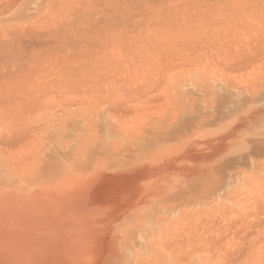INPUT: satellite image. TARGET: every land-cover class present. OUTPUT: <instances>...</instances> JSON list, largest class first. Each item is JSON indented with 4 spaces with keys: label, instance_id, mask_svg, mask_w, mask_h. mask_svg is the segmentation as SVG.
<instances>
[{
    "label": "rangeland",
    "instance_id": "1",
    "mask_svg": "<svg viewBox=\"0 0 264 264\" xmlns=\"http://www.w3.org/2000/svg\"><path fill=\"white\" fill-rule=\"evenodd\" d=\"M76 1L77 3L75 5ZM82 1L83 0H70V2L69 0L67 1L66 0H60V1L59 0H0V43L2 44V45L0 44V47L2 48V50L0 48V56H1L0 57V71L1 69L3 70V72L2 71L0 72L1 73L0 75L3 76V78H0L2 80V81L0 80V82L2 83V84L0 83V85L3 87L1 91L5 89L4 92L0 91V97L1 96L4 97L1 99L2 101L0 100V107L1 108L3 107V109L8 110V112L6 110L7 114L5 115V117H7V115H9L8 117L14 116L13 118L10 119V120L12 119L14 120L15 116L17 117V114H18V112L15 114V112L17 111L16 109H18V105L21 103L20 101L21 100L23 101V98H25L24 97L25 95L23 92H25L26 94L29 92L32 93L33 91L32 94L31 93L29 94L31 95V99L34 102H32L31 99L28 98L30 97L29 94H27L28 97L25 98L24 100L29 99V101L26 100L27 103L32 102L36 104L38 102L36 104L37 107L34 106L33 104L32 111L27 113L30 117L27 116L26 114L24 118L27 119V117H29L27 119L28 121L25 119L26 122L28 123L30 121L29 123H32V122L34 123L38 119V117H40L41 115L40 114L41 112L40 104H42L41 109H43L42 112L45 113L43 127L47 129V134L45 135V137H44V133H42L44 131L34 135V138L36 140L34 151L36 155L29 162H27L26 160V155H28L27 157H29L31 153L30 152L31 147L30 149L27 148L28 147L27 145L26 146L24 145L27 149L24 146L23 148L20 147V145L24 143L20 142V144L18 145L19 146L18 149L16 148L14 149L17 153L20 149V155L23 153V156H20L19 154H15L14 153L15 151L14 152L8 151V150L0 151V264H145V263L147 264L146 261H148V264L150 262H151L150 264H188V260H189V264L191 263L192 264H221V263L222 264L224 263H227V264H238V263L240 264L242 263L243 264L245 263L246 264H249V263L250 264H254V263L261 264L262 263L264 264L263 263L264 260L261 259L262 257L264 258V256H262L264 255V252L262 253L261 251L262 248L264 251V245H262L264 244L262 243L264 241V236H262L264 234L262 230V228L264 229V224H263L264 223V195H263L264 194V70H263L264 69V59L262 57L260 59V56L263 55L264 57V46H263L264 45L263 43L264 42V28H263L264 27V14H263L264 0H243L244 2H242V0H238V1L237 0H234V1L233 0L232 1L231 0H197V1L196 0H184V2L183 0H149V2L147 0H134V1L124 0L123 4H122V0H112V1L108 0L109 2L107 0H106L107 2H105V0L104 1L96 0L97 2L94 0L93 2L92 0H88V1L84 0L85 4L89 3V6L90 5L97 6V3L99 2L100 5L98 4L97 6L98 8L102 6V8L104 9L105 7L104 11H107V12H104L103 9L101 12L103 14V17H102L103 19L101 18L102 16V14L100 13L101 9L98 11L99 13L98 12L95 13L96 7L93 9L91 8L92 6L89 7L88 4L87 6L89 7V9L85 7L87 9L86 10L83 7V10L86 11V12L85 11L83 12V10L80 8L82 7L84 3V1L83 2ZM112 2H114V6L116 7V9L114 8V6H112ZM151 2H154V4ZM192 2H193V5H192ZM240 2H241V5H240ZM108 3H110V5L108 6L110 7L112 6L110 9L108 6H106V4ZM138 3H139V6H138ZM261 3L263 4L261 5ZM220 4H222L223 8L220 6ZM234 4L236 5L235 7H234ZM54 5H56L57 8L56 7L54 8ZM65 5H67L66 8H65ZM135 5L137 6L133 8V6ZM227 5L229 7H227ZM239 6L240 8H236ZM141 7H142V10H141ZM73 8H77V11L76 9L74 10ZM124 8L128 10L127 11L128 13H126V10ZM132 8L133 9L137 8V9H135V12H134ZM121 9H123L124 11L122 10L123 12H121ZM197 9H198V12H197ZM223 9L224 11H222ZM79 10L80 11L82 10L81 12H83V14ZM138 10H141V12ZM172 10H175V11L177 10L180 12L178 13L176 11L177 13H174V11ZM242 10H245L248 13V15L245 11L243 12ZM17 11L21 13L22 19L24 18L22 22L15 21L13 17V13ZM163 11L165 13L166 12L168 13L164 14ZM76 12H78L79 15L77 13L74 16V13ZM181 12L183 14L184 12H186V16L185 14L183 15ZM109 13H112L110 14L111 16L108 15ZM69 14L71 15V17L72 16L73 17L71 18ZM96 14L98 15L100 19L96 16ZM188 14L190 17L187 16ZM77 15H78V18H77ZM86 15L88 19L91 20V22L89 20L90 22L89 24L92 23L91 26L88 24ZM119 15H122L123 17ZM117 16H118V19H117ZM126 16H130V17H126ZM164 16H166V18L168 17V19H166ZM184 16L186 18H184ZM227 16L228 17L230 16V17L227 18ZM61 17L65 19L66 22L64 20H63L64 22H62ZM79 17L82 19V21ZM119 17L122 18L123 21L119 19ZM176 17L178 21H181L182 23L180 22L179 24V22L176 21L177 20ZM225 17L227 21H225ZM169 18H172V19L169 20ZM44 19L47 21L50 19L51 20L48 22L47 21L45 22ZM112 19L115 23L113 21H110ZM148 19L149 21H147ZM195 19L196 20L198 19V20L196 21ZM71 20L74 22L75 21L77 22L78 20L80 21H78V23L76 22L74 23ZM173 20H174V23L176 22L177 25L173 23ZM192 20L195 22H193ZM205 20H206V23H204ZM244 20L245 21L248 20V22L247 21L245 22ZM41 21H43L42 23L43 26L41 25L42 28L40 26V29L43 30V32L39 28H38L39 30L37 31L32 30V32L33 31L34 33L36 32L35 34L31 32L32 35L31 34L28 35V33L25 32L28 35V36L26 35L27 37L24 36L25 35L24 32L22 33V36L20 35L18 36V34L16 35L17 31H19V34H21V32L17 28L13 29L15 26H19L18 23H20V25L23 23V27L26 28V26L29 27V25L37 24ZM95 21H96V25L94 23ZM108 21L111 23H109ZM170 21H172V23ZM100 22L103 23V26H101L102 23ZM47 23L52 24V25L54 23V25L53 26L51 25L52 27L51 26L49 27V24L47 26ZM65 23L67 24V26H65L66 25ZM82 23H85V24L83 25ZM44 24L46 25V28L49 27L53 30L52 32L53 36L50 33L52 31L51 29L49 28L48 30H46V28L44 29ZM74 24L76 27L74 26ZM78 24H82V25H78ZM86 24L89 25L87 26L88 29H86L87 27H85ZM112 24H114L116 27H114V25ZM203 24L204 26L205 25L206 26L204 27ZM97 25L99 29L97 28ZM110 25L112 26L110 27ZM173 25H175V27ZM182 25L183 27H185L186 30L183 27H181ZM56 26H59V27L61 26L60 28L61 31L59 30V27L57 29ZM68 26L71 29L72 33L74 34V37L70 29L68 28ZM104 26L106 29L109 28L107 29L108 30L107 32H106V29L102 30ZM66 27L69 30V32L68 30H66ZM80 27H85V28H80ZM92 27H94V29ZM146 27H147V30H146ZM168 27H170V29ZM258 27H259V30H257ZM53 28H56V29H53ZM122 28L124 29L123 33H122ZM132 28L134 30H132ZM5 29L9 31L10 34ZM242 29L243 30L246 29L244 30L245 33ZM76 30L77 32H75ZM99 30L101 33L99 32ZM153 30L154 31L157 30V31L154 32ZM182 30L184 31L182 32ZM232 30L235 32L233 33ZM38 31L42 32V34L40 33L42 36H38L39 35ZM44 31L45 33L48 31L47 32L48 34L46 33L47 34L46 36L44 34ZM88 31H90L89 35H87ZM246 31H247V34H246ZM66 32L71 35L69 36V34H66ZM157 32L158 34H156ZM125 33L129 34V36ZM11 34H12V37H11ZM13 34L18 36L17 40L15 41L14 39L13 41H11L14 36ZM57 34H60V35H57ZM122 34L126 35V38H124V35ZM96 35L98 39H96L97 38ZM150 35L152 36L150 37ZM204 35H205V38H203ZM48 36H50V39H48L49 38ZM55 36H56L57 41L54 40L55 41L54 42L51 39L54 38ZM75 36H76V39H75ZM142 36L145 38H143ZM22 37L23 39L21 42ZM66 37L68 38V40ZM132 37L133 39H130ZM200 37L202 39H200L199 41ZM241 37H242V41L240 40ZM14 38L16 39V37ZM71 38L74 40H72ZM89 38H90V41L93 43V46H92V43L89 41ZM112 38L115 39L114 43L117 41V38L119 39V41L113 44ZM121 38L122 39L124 38V39L122 40ZM142 38L144 39V42H146L147 45H145V43L142 44L143 42ZM99 39L102 40L103 43L102 41L100 42ZM179 39H180V43L178 41ZM218 39H220L222 42ZM256 39L258 40L256 41ZM42 40H43V43H42ZM58 40H59V44H58ZM62 40L64 41V43H62L63 42ZM71 40L73 43L71 42ZM109 40L112 41V43ZM131 40L134 42H132ZM160 40L162 41L159 42ZM205 40H206V44H205ZM16 41L18 45L15 44ZM65 41H69V42H65ZM107 41L113 44V46L108 45L109 43ZM181 41L184 43H182ZM245 41L246 43H244ZM250 41L251 43H253V46L251 43H249ZM13 42L16 45V47L14 46ZM44 42H48V44ZM52 42L54 44H52ZM89 42L90 44H88ZM96 42H97V45H94L96 44ZM128 42H131V43H128ZM49 43L52 45H50ZM4 44H7L8 47H11L10 52L14 51L15 56H16L15 51H17L16 50L17 48H18L17 53H19V50L24 51L26 54L24 55V57L28 55L31 56L32 52L34 53L36 50H38L36 52H39L42 48L43 50H46L44 48L46 45H47V48H48V45L53 48L56 45H58L59 47L58 49H56L57 48L56 46L55 50L53 51H52V48L50 49L51 53L55 52L54 54L53 53L51 54V57L53 56V58L54 57L56 58V59L52 58V61L54 60V62L48 59V57L50 58L49 56L50 54L48 55L46 54L47 56H44V58L46 59L43 58L42 63L43 62L44 63L43 65L40 64L42 68L39 69V71L40 70L42 71L44 69L43 67L46 68V70L44 69L42 71L43 75L41 74V71H40V74H38L39 71L34 70L35 74L37 72L38 75L35 78L34 77L30 78L31 74L23 75L25 77H22V74H18V72L16 73L17 70L12 69V67H10V70L12 69L11 72L10 71L7 72L9 70V67L7 68L9 64L6 65L7 63L5 60L8 58H11V57H8V55H10L11 53L9 54L8 52L9 49L8 50L6 49L8 48L6 45L5 47H2L4 46ZM32 44H34L35 47L34 46L31 47ZM70 44H74V45L76 44V46L79 45L84 48L81 49V47L79 46L76 47L74 45H71V49H69ZM140 44H142V47ZM148 44L152 46H149L148 48ZM174 44L175 45L177 44L176 47ZM185 44H187V46ZM196 44L198 46H196ZM201 44H204V45H201ZM250 44H251V47H250ZM22 45L24 46L22 47ZM135 45L137 47H135ZM170 45L173 47H170ZM99 46L102 48V50L100 49ZM200 46L203 48H206V50L203 48H200ZM241 46H243L247 50H242L243 47ZM39 47L40 48L42 47V48L39 50ZM94 47H95V50H93ZM103 47L105 48L103 49ZM120 47L121 48L124 47L125 49L124 48L121 49ZM130 47L135 50L137 48L138 52L136 51L134 52V54L131 55L130 54L131 51L133 53V51L135 50L128 49ZM195 47H196V50H195ZM252 47H255V48L257 47L256 48L257 50L254 48L255 49L254 51ZM62 48H64L65 50L63 49L64 50L63 51ZM109 48H111L113 51H111V49ZM119 48L121 50H118ZM116 49H117L116 51L117 55L114 54L115 52L114 50ZM141 49L143 50L141 51ZM165 49L167 50V52ZM239 49L241 51H239ZM47 50H46V53L47 52L50 53V50L48 51ZM76 50L81 51V52H77ZM91 50H93L94 52ZM179 50H181V52ZM83 51H85L84 52L85 55H83L82 53ZM99 51L102 54V56H100L101 54H99ZM144 51L147 53V55L146 53H144ZM243 51L244 52L249 51L250 53L249 52L248 53L251 56V58L249 57L248 53L244 54ZM42 52H45V51H42ZM69 52H72L73 54ZM106 52L108 54H104ZM119 52H125L128 55L130 54L131 57L130 56L126 57L125 60L123 61L126 54L120 53L121 54L120 56V54H118ZM219 52L221 53L224 52L223 53L224 55ZM5 53L8 58L2 59L3 56L6 57ZM20 53L21 54L19 55H21L22 57L23 54L22 52ZM58 53L63 54V55H58ZM170 53H171V56H170ZM236 53L243 57L245 55H248L247 57H249L250 59L253 58L251 60L252 62L246 56H245L246 58L244 57L245 58L244 60V58L242 59V57H240ZM253 53H258V54L254 55ZM137 54L138 55L140 54L139 55L140 59L142 57L143 58L139 60L138 58L139 56ZM234 54L236 55L235 57H234ZM77 55L78 56L80 55V56L78 57ZM103 55L104 56L106 55L105 58ZM59 56H62V57H59ZM74 56H76V58ZM82 56L83 57L85 56L84 60L81 59ZM112 56L114 57L112 58ZM167 56L170 59H172V61ZM185 56L188 57L189 59L186 58ZM221 56L224 59L221 58ZM86 57L89 60H87ZM133 57L136 58L135 59L136 61L134 60ZM144 57L152 59V60L148 59V61H146L147 62L146 64L145 62L146 59ZM63 58L64 59L66 58V59L64 60ZM159 58H161L162 60L161 59L159 60ZM194 58H196L198 63L200 60L201 62L199 63L200 65L197 63V61ZM228 58H230V62ZM93 59L94 60L97 59L96 62ZM186 59L188 60V62L190 60L191 64L193 63L192 66L190 63L188 64ZM246 59L247 61H249L248 63ZM61 60L65 61L63 62V65L66 64V66H63L61 64L62 63ZM67 60L69 63H67ZM90 60L92 62H90ZM104 60L107 64L104 62ZM56 61L57 62L60 61L61 63L59 62L60 63L59 64ZM73 61H76V62H73ZM100 61L103 62L104 66L101 64L102 62ZM113 61L115 62L112 63ZM121 61L122 63H119ZM126 61H128L129 63ZM132 61H135V62H132ZM261 61H263V63ZM99 62L101 66L98 65ZM149 62L150 64L148 65ZM233 62L234 64H232ZM89 63L91 65H89ZM228 63L229 65H226ZM3 64L6 66L4 67ZM81 64L84 65L85 68L82 67ZM129 64L131 66H129ZM248 64L250 65L248 66ZM73 65L76 68L73 69ZM78 65L81 67H78ZM87 65H89L90 67ZM117 65L118 66L121 65V67L125 66V68L123 67L120 70V66L117 67ZM141 65L142 66L146 65V67L143 69L144 66L142 67ZM176 65L178 68L176 67ZM232 65L233 67L230 68ZM235 65L236 66L239 65V66L236 67ZM257 65H258V68L256 67ZM55 66L58 70L60 69L59 70L60 76L62 75L64 77L65 75H67L66 73L73 72L70 74L68 73L67 75V78L69 79L68 81H67V78H65L66 76L64 77L63 82H62L63 85H61L62 78L58 75L61 79L60 81V79L56 75L57 71L53 72V70H56ZM86 66L89 68L92 67L94 69H97V70H93V71H96L95 72L96 74L92 73V71L89 72L90 75L92 74L91 77L93 79H91L89 74L88 75L90 79L88 78V76L85 75L86 72L88 71V69H86L87 68ZM102 66L106 68V72H108L107 70L109 68L111 69L112 67L111 70L109 69L110 72H108L110 76H111V72L113 73L111 78L108 76L109 74H106V72L104 71L105 69ZM135 66L136 68L139 67L138 71H136L137 69L135 68ZM227 66L229 68V69L227 68L228 70L225 68ZM60 67H63V68L65 67V71H63V68H60ZM100 67L102 68L99 69ZM155 67L158 69L156 70ZM245 67L247 68V70H245L246 69ZM253 67L256 69L255 70L256 73ZM77 69H80L81 71L80 70L77 71ZM113 69L115 70V72L113 71ZM117 69L119 70L117 71ZM129 69H134V70L132 71ZM250 69L251 71H249ZM13 70H14L13 73L15 74H14V78L11 77V79L12 80L18 79L19 78V76H17L18 74L20 75V78L22 77L21 78L22 80L24 79L23 82H21L20 78L18 79L19 81L16 80V82L15 80L14 81L10 80L9 77L13 75L11 74ZM74 70L76 74L74 73ZM100 70L101 72H99L100 73L99 74L98 71ZM154 70L156 71V73ZM241 70H243L242 73H244L245 76L244 74L241 73ZM34 71L32 73H34ZM102 72H105L104 74L107 75L108 77L105 76L106 78H104L102 76L103 75ZM139 72H140V75H139ZM5 73L6 74L9 73L11 75L7 77ZM52 73H53V77H52ZM81 73L82 74L85 73V74L82 75ZM157 73L160 75V77ZM48 74H49V77H47ZM54 74L56 77L54 76ZM127 74L129 75L126 76ZM240 74H242L243 76H241ZM15 75L17 78H15ZM70 75L73 77L72 79ZM76 75L78 76V78L79 76L81 78V75H82L81 80H79L76 77ZM95 75L97 77V81L95 80L96 78L94 79ZM99 75H101L103 78ZM144 75H147L149 77H144ZM125 76L126 78H123ZM153 76H154V79H153ZM237 76L238 77L240 76L241 78H238ZM26 77L31 80L32 79H34L35 81L38 80L39 83L37 81L36 82L34 81V83L36 84H41L43 83V81L45 82L39 86L38 85L36 86L33 84V80L32 82L28 81V79L25 81ZM43 77L46 78V80H44ZM167 77L169 78L171 82H169L168 90L164 91L165 90L164 87L166 88L167 86L165 85ZM47 78L49 79L52 78V79L48 80ZM85 78L89 79L91 83L92 81L94 83L97 82V84L95 83V86L89 85L90 88L87 87L88 89L94 88L95 91L93 90V92H90L92 89L88 90L85 87V86H88L86 85L87 82L85 83V81H87L85 80ZM115 78L117 81H120V82H117ZM71 80L73 82L75 81V83L71 82ZM5 81H8V83ZM10 81H12L13 84L9 83ZM55 81L56 83H54ZM69 81L73 84H71ZM78 81H80L79 83H82V84L77 85ZM17 82L19 83V86L15 87V85H18V84H14V83H17ZM106 82L109 83L108 86L110 88L107 86ZM5 83L7 85H5ZM21 83L22 84L24 83V85L26 84L25 88L28 89L27 92L25 91L26 89L22 87ZM30 83H32L33 85ZM68 83L70 84V87L68 86ZM100 83H102L101 84L102 86L100 85ZM144 83H147V84H144ZM83 84H84L83 88H85V90L82 88ZM27 85L29 86V88H27ZM31 85L34 86L33 89ZM52 85L55 87L59 85L61 86V88L58 86L55 89V87H53ZM71 85L76 86L77 89L79 86L80 87L79 89L81 91H79V89L78 91L75 90L74 86H71ZM43 86L45 87L44 89H43ZM64 86L66 87V89ZM138 86H139V89L140 88L141 89L143 88V89L139 91ZM17 87L19 88L21 87L20 89L24 88L22 89L24 91L22 90L16 91ZM41 87L42 89H39ZM122 87H123V91H122ZM63 88L64 90H62ZM124 88L127 91L126 93H125ZM131 88L132 89L137 88L138 90L133 89L134 92L129 94L128 91L132 92L133 90L131 91L127 89H131ZM60 89L62 92L60 91ZM151 89H152L151 91L152 93L150 92ZM36 90L38 91L35 92ZM53 90L55 91L58 90V91L54 92ZM68 90L71 92V94H73V98H71L72 95H70ZM74 90L75 92H77L75 93L76 95H78L77 98H74L76 97V95L74 94ZM86 90L90 92L89 95L95 92L94 93L95 96L93 97V95H91L93 98L88 97L90 98L88 100L87 98L88 95H86L88 92ZM136 90L139 92V94L138 92H136ZM143 90L145 91V93H143L144 92ZM7 91L11 93L8 94ZM44 91L45 93L47 92L46 95L43 94ZM63 91H65L66 94L63 93ZM85 91L86 93H84ZM18 92H21L23 96L22 95L20 96V93ZM119 92L123 93V95L128 93V95L122 96V94L120 93V96H119ZM37 93H40V94H37ZM54 93L56 96L54 95ZM136 93L138 95H135ZM163 93L165 94V97ZM12 94H14L15 97ZM144 94H146V96ZM18 95L20 96V98ZM35 95L37 96V99ZM44 95L45 96L48 95L47 98ZM63 95H66L68 100H65L66 99V96H65L64 101H61L63 100V97H64ZM139 95H140V98L137 97ZM142 95L146 101L144 100V98L142 99L141 97ZM6 96H7V99L5 98ZM43 96H44V99L42 98ZM59 96H62V98H60ZM68 96H70V98ZM82 96L84 97V99L87 98V100L86 99L85 100L88 102L84 100L87 104L83 101ZM40 97L42 99H40ZM107 97L109 100L107 99ZM119 97H122L120 98L122 101H125V99L127 98V101H125V103L123 102L124 104L121 105L122 101L119 99ZM152 97L154 99L153 100L154 103H155V99L157 101V97H158L157 102H160L158 104L156 103L158 107L162 103H164V106L162 105L163 107L160 108L161 111L156 110L158 109L156 104H154V106L151 105V103L153 102H151L152 99L150 98ZM8 98H10L9 99L10 101L8 100ZM13 98L17 99V101L14 100ZM53 98H56V99H53ZM78 98H81V99L79 100ZM117 98H118V102H117ZM11 99H13V101H11ZM48 99L51 102H47ZM69 99L71 100L69 101ZM72 99L73 100L75 99V100L73 101ZM103 99L104 101L102 102ZM114 99H116L115 102H114ZM130 99L132 100L131 102L129 101ZM134 99L135 101H133ZM160 99L161 101H159ZM18 100H20L19 104L15 103V101L18 102ZM81 100L87 106L90 107V110L86 109L85 106H82L83 102ZM5 101L7 104H8L7 101H9V104L7 105ZM60 101L63 102V104ZM79 101H81L82 103ZM119 101L121 102L120 103L121 108H118V110H112L113 108L115 109V106L119 103ZM147 101L151 102V103L150 102L148 103V105L150 104L151 107L147 106ZM71 102H75V103H71ZM98 102L99 104L100 103L101 104L99 105ZM136 102H138L137 103L138 107L136 106ZM145 102H146L147 107H145ZM14 103L17 107H12L13 109L12 111L11 105L14 106ZM50 103H52L51 105L53 106L51 107V109H50L51 105H48ZM78 103H80V105ZM142 104L144 105L145 108H140L141 106H143ZM118 105L116 107H120ZM125 105L126 106L128 105L127 107L129 109L130 107L133 109H130V110L128 109L127 111V107H126L124 110L122 106L125 107ZM34 108H36L37 110ZM134 108L136 109L140 108L139 112L141 110L143 114L139 113L136 110L135 112H138V114H136L138 118L141 116L144 120L143 119L138 120L136 115L133 114V112L131 113V111H134ZM151 108L152 109L154 108V109L152 110ZM3 109L0 111V116H1L0 121L5 120L4 122L5 125L2 126L0 124V136L5 135V133L9 131V128L11 127L10 124H12L11 122L13 121V120L11 122L7 121L9 120V118L4 119L5 117H3L2 115L4 114L5 110ZM145 109L148 112L144 111ZM112 111H116L115 113L118 115H116ZM121 111H125V112L120 113ZM29 113L30 114L32 113V115H30ZM126 113L127 114L130 113L131 114V115L129 114L130 117L126 116ZM132 115L135 116L136 118L133 117ZM30 118L31 119L33 118V119L31 120ZM133 118H135L136 121ZM14 128L15 127L12 124V130ZM22 138H25L23 141L26 140V137H22ZM51 142L52 143L55 142V143L52 144ZM49 143L51 144L49 145ZM21 148L24 150H22ZM25 152L27 153L26 155L24 154ZM17 158H19V160H17ZM259 160H261V163H262L260 166L245 169L244 170L245 172L243 173L238 171V170H241L238 162L251 161L253 163L255 162L257 163ZM17 170H19L18 171L19 174ZM15 172H17L18 175ZM253 195H255V197ZM257 202H259V204ZM255 205L257 206L261 205L260 207L258 206L259 211H257L254 208V207L257 208V206ZM252 207L253 209L251 210ZM259 208L261 209V211ZM199 210L202 212L199 213ZM253 210H254V213H253ZM184 211L187 214H185ZM190 212L193 215L189 214ZM248 215H251V216L248 217ZM236 217H239V221L237 220L238 218ZM212 218L213 219L215 218V221ZM216 218L222 219V222L221 220L219 221V219L216 220ZM211 219L213 221H211ZM229 219L232 221H227ZM257 219H262V220L260 221ZM253 220L255 221L254 224H252ZM256 220L259 222V224L260 222L263 221L260 224L261 228L256 226L258 223L256 222ZM219 222H221L223 225L224 223L225 224L228 223V224L224 225V228H223V225L221 223L219 227ZM240 222L243 225L240 226L241 224ZM248 222H250L249 226H248ZM233 227L234 229H232ZM242 227H244L243 230H242ZM217 228L220 229L221 231L218 230ZM258 228L261 231L258 230ZM209 229L212 231L209 232L208 231ZM236 229L238 230L237 232H236ZM251 229L253 230V232L255 230L256 234L253 233ZM216 230L218 232H216ZM230 230L231 231L235 230V232L237 233V237H236V233L233 231L229 235L227 232H230ZM250 230L251 232H249ZM191 231L193 234L190 233ZM213 232L214 234L211 235ZM200 233H202L205 236L203 237L206 238L208 241L206 239L201 240V238L203 237H199L200 235L202 236V234ZM251 233L257 236L254 235L255 236L254 237L252 236ZM206 234L210 236H207ZM249 234H251V238ZM246 235L249 237V239L248 237H246ZM208 237H210V239ZM213 237L215 239L218 238L219 239L218 242L222 241V243L217 242L218 243L217 244L216 241L218 239L216 240L212 239ZM234 237H235V241L233 240ZM238 237H240V239ZM261 237H263V241H261L262 240ZM222 238L224 239V241L222 240ZM242 238H244V240H242ZM253 238H255L258 242H256V240H253ZM245 239L246 241L248 240L247 242L249 243H247ZM176 240H177V243H176ZM240 240L244 242H240ZM192 241L195 242L196 244L193 243ZM205 241H207L208 243H206ZM214 241L216 245L214 244ZM164 242H165V245L167 243L168 244L164 246L163 245ZM189 242H192V243L190 244ZM204 242L209 245L212 244V246L210 247L213 248L214 250L210 249L209 245L207 246L206 244H204ZM210 242H213V243L210 244ZM223 242H226V243H223ZM237 242L242 245L240 246L241 248H243V251L239 246H237ZM200 243L204 245H201ZM243 243H246V244H243ZM254 243L258 247V248L255 247V251L253 250V246H255ZM258 243L260 246L258 245ZM180 244L181 246H179ZM235 244L236 246H234ZM250 244L253 246H250ZM175 245L178 247V250L181 253L178 252L177 247ZM244 245H245V248H244ZM182 246L183 247L185 246L184 249ZM202 246L203 248H201ZM204 246H206L207 248H205ZM218 246L221 249H219ZM166 247L174 252H171ZM198 247L200 248L198 249ZM226 247L227 248L231 247V248L227 249ZM247 247L248 249H246ZM199 250L200 251L203 250V251L200 252ZM209 250L211 251L209 252ZM226 250L230 252V256L228 255L229 252H227ZM169 251L172 253V255L176 253L174 257L171 255ZM215 251H217L216 254L214 253ZM245 252H247L245 254L246 256L242 255V253L244 254ZM258 252L259 254H261L262 257H260V255L257 256ZM184 253H186L185 254L186 256L184 255ZM226 253H227L228 258L226 257ZM177 254L179 257L176 256ZM179 254H182V255L180 256ZM231 254H232V257H231ZM236 255L237 256L239 255L238 259H236L237 257ZM240 255H241V258H240ZM250 255H251V258H250ZM184 256L186 257L187 260H185ZM224 256L226 259H224ZM231 259L233 260V263ZM251 259H256L257 261L259 260L260 261L257 263V261L254 262V260H251Z\"/></svg>",
    "mask_w": 264,
    "mask_h": 264
},
{
    "label": "bare ground",
    "instance_id": "2",
    "mask_svg": "<svg viewBox=\"0 0 264 264\" xmlns=\"http://www.w3.org/2000/svg\"><path fill=\"white\" fill-rule=\"evenodd\" d=\"M59 1H60V0H59ZM66 1H67V0H66ZM83 1H84V0H83ZM83 1H82V2H83ZM87 1H88V0H87ZM94 1H96V0H94ZM103 1H104V0H103ZM107 1H108V0H107ZM107 1L105 0V2H107ZM111 1H112V0H111ZM123 1H124V0H122V4H123ZM132 1H134V0H132ZM147 1L149 2V0H147ZM196 1H197V0H196ZM231 1H232V0H231ZM233 1H234V0H233ZM237 1H238V0H237ZM69 2H70V0H69ZM73 2H74V1H73ZM79 2H81V1H79ZM79 2H78V3H79ZM92 2H93V0H92ZM96 2H97V1H96ZM96 2H95V3H96ZM108 2H109V1H108ZM115 2H116V1H115ZM118 2H120V1H118ZM129 2H130V1H129ZM144 2H145V1H144ZM154 2H155V1H154ZM154 2H151V3L154 4ZM171 2H172V1H171ZM183 2H184V0H183ZM183 2H182V3H183ZM190 2H191V1H190ZM228 2H229V1H228ZM228 2H227V3H228ZM242 2H244V1L242 0ZM260 2H261V1H260ZM76 3H77V1L75 2V5H76ZM161 3H162V2H161ZM165 3H166V2H165ZM232 3H233V2H232ZM236 3H237V2H236ZM72 4H73V3H72ZM87 4H88V6H89V3H86V4H85V1H84L82 7H80V8L83 10V7H84V8L87 7V9H89V7L92 6V5H90V6L88 7ZM98 4H99V2L97 3V6H98ZM126 4H127V3H126ZM131 4H133V3H131ZM197 4H198V2H197ZM244 4H246V3H244ZM262 4H263V3H261V5H262ZM84 5H86V6H84ZM99 5H100V4H99ZM102 5H103V4H102ZM108 5H110V3L106 4V6H108ZM127 5H128V4H127ZM140 5H141V4H140ZM192 5H193V2H192ZM195 5H196V4H195ZM232 5H233V4H232ZM240 5H241V2H240ZM258 5H259V4H258ZM66 6H67V5H65V8H66ZM73 6H74V5H73ZM93 6H94V7H93ZM93 6L91 7V8H93V9L96 7V9H95V13L98 12L100 9H101L100 13L102 12V9H103L102 6H101L100 8H98V7L95 6V5H93ZM112 6H114V2H112ZM112 6H111V7H112ZM129 6H130V4H129ZM136 6H137V5L133 6V8L136 7ZM138 6H139V3H138ZM163 6H164V5H163ZM220 6L223 8L222 4H220ZM230 6H231V4H230ZM235 6H236V5L234 4V7H235ZM242 6H244V5H242ZM248 6H249V5H248ZM29 7H30V6H29ZM55 7H56V5H54V8H55ZM76 7H77V6H76ZM108 7H109V9L111 8L110 6H108ZM142 7H143V6H142ZM142 7H141V10H142ZM150 7H151V6H150ZM217 7H218V6H217ZM225 7H226V6H225ZM227 7H229V6L227 5ZM232 7H233V6H232ZM263 7H264V5H263ZM56 8H57V7H56ZM106 8H107V7H106ZM114 8L116 9L115 6H114ZM122 8H123V7H122ZM127 8H128V6H127ZM133 8H132V9H133ZM137 8H138V7H137ZM137 8H135V9H137ZM180 8H181V6H180ZM236 8H240V6H239V7H236ZM253 8H254V7H253ZM253 8H252V9H253ZM258 8H259V7H258ZM11 9H12V8H11ZM73 9H74V10L76 9V11H77V8H73ZM78 9H79V8H78ZM85 9H86V8H85ZM87 9H86V10H87ZM97 9H98V10H97ZM104 9H105V7H104ZM104 9H103V11H104ZM112 9H113V8H112ZM118 9H119V8H118ZM124 9H125V8H124ZM135 9H133L134 12H135ZM143 9H144V8H143ZM146 9H147V8H146ZM154 9H155V8H154ZM161 9H162V8H161ZM172 9H173V8H172ZM188 9H189V8H188ZM188 9H187V10H188ZM220 9H221V8H220ZM262 9H263V8H262ZM56 10H57V9H56ZM82 10H81V11H82ZM90 10H92V9H90ZM96 10H97V11H96ZM122 10H123V9H121V12L124 11V10H123V11H122ZM125 10H126V13H128V12H127L128 10H127V9H125ZM129 10H130V9H129ZM141 10H138V11L141 12ZM144 10H145V9H144ZM144 10H143V11H144ZM163 10H164V9H163ZM177 10H178V8H177ZM177 10H176V11H177ZM189 10H190V9H189ZM256 10H257V9H256ZM259 10H260V9H259ZM61 11H62V10H61ZM79 11H80V10H79ZM81 11H80V12H81ZM84 11H85V10H83V12H84ZM92 11H94V10H92ZM146 11H147V10H146ZM154 11H155V10H154ZM157 11H158V9H157ZM159 11H160V10H159ZM167 11H168V10H167ZM172 11H174V13H177V12L179 13V12H180V11H177V12H176L175 10H172ZM202 11H203V10H202ZM215 11H216V10H215ZM220 11H221V10H220ZM222 11H224V9H223ZM236 11H237V9H236ZM242 11L244 12L245 10H242ZM252 11H253V10H252ZM261 11H262V10H261ZM56 12H57V11H56ZM73 12H74V11H73ZM83 12H81V13L83 14ZM85 12H86V11H85ZM90 12H91V11H90ZM104 12H107V11H104ZM104 12H103V13H104ZM110 12H111V11H110ZM118 12H120V11H118ZM129 12H130V11H129ZM155 12H156V11H155ZM163 12H164V11H163ZM186 12H187V11H186ZM186 12H184L185 16H186ZM191 12H192V11H191ZM197 12H198V9H197ZM217 12H218V11H217ZM245 12H246V11H245ZM257 12H259V11H257ZM59 13H60V12H59ZM70 13H71V12H70ZM77 13H78V12L74 13V16H75ZM98 13H99V12H98ZM98 13H97V14H98ZM147 13H149V12H147ZM151 13H152V12H151ZM166 13H168V12H166ZM166 13L164 12V14H166ZM170 13H171V11H170ZM181 13H182V12H181ZM181 13H180V14H181ZM237 13H238V12H237ZM246 13H247V12H246ZM25 14H26V13H25ZM27 14H28V13H27ZM97 14H96V16L98 17ZM101 14H102V13H101ZM101 14H100V15H101ZM104 14H105V13H104ZM110 14H112V13H109L108 15L111 16ZM113 14H114V13H113ZM129 14H130V13H129ZM138 14H139V13H138ZM159 14H160V13H159ZM162 14H163V13H162ZM172 14H173V13H172ZM180 14H179V15H180ZM182 14H183V13H182ZM184 14H183V15H184ZM194 14H195V13H194ZM197 14H198V13H197ZM201 14H202V13H201ZM218 14H219V13H218ZM232 14H233V13H232ZM253 14H254V13H253ZM263 14H264V12H263ZM4 15H5V14H4ZM61 15H62V14H61ZM69 15H70V14H69ZM78 15H79V13H78ZM78 15H77V18H78ZM106 15H107V14H106ZM115 15H116V14H115ZM127 15H128V14H127ZM136 15H137V14H136ZM140 15H141V14H140ZM191 15H192V14H191ZM247 15H248V13H247ZM254 15H255V14H254ZM258 15H259V14H258ZM258 15H257V16H258ZM81 16H82V15H81ZM90 16H91V14H90ZM92 16H93V15H92ZM119 16H122V15H119ZM130 16H131V15H130ZM130 16H126V17H130ZM133 16H134V15H133ZM137 16H138V15H137ZM142 16H143V15H142ZM170 16H171V15H170ZM176 16H177V14H176ZM185 16H184V18H186ZM187 16H189V14H188ZM203 16H204V14H203ZM230 16H231V15H230ZM230 16H229V17H230ZM243 16H244V15H243ZM1 17H2V16H1ZM13 17H14L15 21H18V22H22L23 19H24V18L22 19V17H21V13L18 12V11L13 13ZM45 17H46V16H45ZM65 17H66V16H65ZM70 17H71V15H70ZM72 17H73V16H72ZM72 17H71V18H72ZM86 17H87V15H86ZM94 17H95V16H94ZM102 17H103V14H102L101 18H102ZM122 17H123V16H122ZM135 17H136V16H135ZM143 17H144V16H143ZM146 17H147V16H146ZM151 17H152V16H151ZM154 17H155V16H154ZM160 17H161V16H160ZM164 17L166 18V16H164ZM189 17H190V16H189ZM195 17H196V16H195ZM200 17H201V16H200ZM200 17H199V18H200ZM229 17L227 16V18H229ZM246 17H247V16H246ZM246 17H245V18H246ZM253 17H255V16H253ZM11 18H12V17H11ZM61 18H62V17H61ZM67 18H68V17H67ZM77 18H75V19H77ZM79 18H80V17H79ZM90 18H92V17H90ZM95 18H96V17H95ZM98 18H99V17H98ZM98 18H97V19H98ZM144 18H145V17H144ZM147 18H148V17H147ZM197 18H198V16H197ZM208 18H209V17H208ZM220 18H221V16H220ZM241 18H242V17H241ZM249 18H250V17H249ZM259 18H261V17H259ZM259 18H258V19H259ZM9 19H10V18H9ZM46 19H47V18H46ZM80 19H81V18H80ZM93 19H94V18H93ZM93 19H92V20H93ZM99 19H100V18H99ZM102 19H103V18H102ZM104 19H105V18H104ZM106 19H107V17H106ZM106 19H105V20H106ZM117 19H118V16H117ZM119 19L122 20V18H120V17H119ZM123 19H124V18H123ZM126 19H127V18H126ZM126 19H125V20H126ZM129 19H131V18H129ZM134 19H135V18H134ZM138 19H139V18H138ZM145 19H146V18H145ZM154 19H156V18H154ZM166 19H168V17H167ZM170 19H172V18H169V20H170ZM176 19H177V17H176ZM176 19H175V20H176ZM202 19H203V17H202ZM218 19H219V18H218ZM250 19H251V18H250ZM44 20H45V19H44ZM50 20H51V19H50ZM50 20H48V21H50ZM63 20L65 21V19L62 18V22H64ZM68 20H70V19H68ZM73 20H74V19H73ZM84 20H85V19H84ZM87 20H88V24H89V23L91 22V20L88 19V17H87ZM89 20H90V22H89ZM94 20H95V19H94ZM121 20H120V22H121ZM127 20H128V19H127ZM140 20H141V19H140ZM143 20H144V19H143ZM143 20H142V21H143ZM179 20H180V18H179ZM195 20H196V19H195ZM197 20H198V19H197ZM197 20H196V21H197ZM200 20H201V19H200ZM238 20H239V19H238ZM241 20H243V19H241ZM46 21H47V20H45V22H46ZM48 21H47V22H48ZM71 21H72V20H71ZM78 21H80V20H78ZM78 21H77V22L75 21V22L78 23ZM81 21H82V19H81ZM100 21H101V20H100ZM110 21H113V19L110 20ZM122 21H123V20H122ZM147 21H149V19H148ZM151 21H152V20H151ZM176 21H178V19H177ZM192 21H193V20H192ZM208 21H209V20H208ZM225 21H227V20H226V17H225ZM232 21H233V20H232ZM244 21H245V20H244ZM246 21L248 22V20H246ZM246 21H245V22H246ZM258 21H259V20H258ZM65 22H66V21H65ZM72 22H74V21H72ZM75 22H74V23H75ZM97 22H98V20H97ZM108 22H109V21H108ZM113 22H114V21H113ZM167 22H168V21H167ZM170 22L172 23V21H170ZM178 22H179V24H180L181 21H178ZM187 22H188V20H187ZM187 22H186V23H187ZM193 22H195V21H193ZM218 22H219V21H218ZM222 22H223V21H222ZM237 22H238V21H237ZM241 22H242V21H241ZM252 22H253V21H252ZM255 22H256V21H255ZM259 22H260V21H259ZM28 23H29V22H28ZM42 23H43V21H41V22H39V23H37V24H31V25H29V27L26 26V28L23 27V23H22L21 25H20V23H18L19 26H15L13 29L17 28L18 30H20L21 34H19V31H17L18 33L16 32V35L18 34V36H19V35L22 36V33H23V32H24V34H25V35L23 34L24 36H26L27 33H28V35H30V34L32 35V33H34V31L32 32V30H35V31L39 30V29H40V26L42 25ZM49 23H50V22H49ZM49 23H47V26H48ZM86 23H87V22H86ZM94 23H95V25H96V21H95ZM94 23H93V24H94ZM100 23H102V22H100ZM100 23H99V24H100ZM109 23H111V22H109ZM114 23H115V22H114ZM137 23H138V22H137ZM147 23H148V22H147ZM147 23H146V24H147ZM150 23H151V22H150ZM153 23H154V22H153ZM162 23H164V22H162ZM173 23H174V20H173ZM181 23H182V22H181ZM204 23H206V20H205ZM45 24H46V23H45ZM45 24H44V29L46 28V25H45ZM56 24H57V23H56ZM65 24H66V23H65ZM68 24H69V23H68ZM82 24L84 25L85 23H82ZM82 24H78V25H82ZM135 24H136V23H135ZM174 24H176V22H175ZM201 24H202V22H201ZM207 24H208V23H207ZM228 24H229V23H228ZM251 24H252V23H251ZM251 24H250V25H251ZM24 25H25V24H24ZM51 25H52V24H49V27H50ZM53 25H54V23H53ZM53 25H52V26H53ZM57 25H58V24H57ZM89 25L91 26L92 23L89 24ZM89 25L86 24L85 27H87V26H89ZM112 25H114V24H112ZM112 25H110V27H111ZM116 25H117V24H116ZM136 25H137V24H136ZM136 25H134V26H136ZM140 25H141V24H140ZM149 25H150V24H149ZM156 25H157V24H156ZM166 25H167V24H166ZM166 25H165V26H166ZM169 25H170V24H169ZM176 25H177V24H176ZM195 25H196V23H195ZM239 25H240V23H239ZM241 25H242V24H241ZM244 25H245V24H244ZM246 25H247V24H246ZM248 25H249V24H248ZM42 26H43V25H42ZM42 26H41V28H42ZM52 26H51V27H52ZM65 26H67V24H66ZM74 26H75V24H74ZM74 26H73V27H74ZM101 26H103V23H102ZM117 26H118V25H117ZM134 26H133V28H134ZM144 26H145V25H144ZM154 26H155V25H154ZM154 26H153V27H154ZM161 26H162V25H161ZM173 26L175 27V25H173ZM184 26H185V25H184ZM191 26H192V25H191ZM203 26H204V24H203ZM205 26H206V25H205ZM205 26H204V27H205ZM210 26H211V25H210ZM252 26H253V25H252ZM260 26H261V24H260ZM27 27H28V28H27ZM49 27H48V28H49ZM54 27H55V26H54ZM58 27H59V26H56L57 29H58ZM75 27H76V26H75ZM85 27H80V28H85ZM114 27H116V26L114 25ZM127 27H128V26H127ZM130 27H131V26H130ZM140 27H141V26H140ZM153 27H152V28H153ZM156 27H158V26H156ZM163 27H164V26H163ZM170 27H171V26H170ZM170 27H168V28L170 29ZM176 27H177V26H176ZM179 27H180V26H179ZM181 27H183V25H182ZM197 27H198V26H197ZM199 27H200V26H199ZM238 27H240V26H238ZM256 27H257V26H256ZM38 28H39V29H38ZM48 28H46V30H48ZM56 28H53V29H56ZM60 28H61V26L59 27V30H60ZM68 28H69V26H68ZM77 28H78V27H77ZM90 28H91V27H90ZM92 28L94 29V27H92ZM97 28L99 29L98 25H97ZM112 28H113V27H112ZM133 28H132V30H134ZM141 28H142V27H141ZM154 28H155V27H154ZM161 28H162V27H161ZM183 28L185 29V27H183ZM189 28H190V27H189ZM191 28H192V27H191ZM193 28H194V27H193ZM247 28H248V27H247ZM250 28H251V27H250ZM260 28H261V27H260ZM263 28H264V27H263ZM49 29H51V28H49ZM69 29H70V28H69ZM86 29H88V27H87ZM104 29H106L105 26H104V28H103L102 30H104ZM107 29H109V28H107ZM107 29H106V32L108 31ZM124 29H125V27H124ZM124 29L122 28V33H123V30H124ZM129 29H130V28H129ZM136 29H137V27H136ZM139 29H140V28H139ZM142 29H143V28H142ZM162 29H163V28H162ZM166 29H167V28H166ZM195 29H196V28H195ZM195 29H194V31H195ZM237 29H239V28H237ZM255 29H256V28H255ZM5 30H6V29H5ZM11 30H12V29H11ZM11 30H10V31H11ZM40 30H41V29H40ZM51 30H52V29H51ZM66 30H68L67 27H66ZM74 30H75V29H74ZM84 30H85V29H84ZM89 30H90V29H89ZM95 30H97V29H95ZM95 30H94V32H95ZM114 30H115V29H114ZM116 30H117V29H116ZM120 30H121V29H120ZM130 30H131V29H130ZM146 30H147V27H146ZM146 30H145V31H146ZM148 30H150V29H148ZM157 30H158V29H157ZM157 30H155V31H157ZM172 30H173V28H172ZM185 30H186V29H185ZM189 30H191V29H189ZM200 30H201V28H200ZM242 30H243V29H242ZM242 30H240V31H242ZM244 30H246V29H244ZM244 30H243V31H244ZM250 30H252V29H250ZM257 30H259V27H258ZM6 31H7V30H6ZM13 31H15V30H13ZM13 31H12V32H13ZM29 31H30V32H29ZM41 31L43 32V30H41ZM56 31H57V30H56ZM60 31H61V30H60ZM60 31H59V32H60ZM70 31H71V29H70ZM82 31H83V30H82ZM91 31H92V30H91ZM125 31H126V30H125ZM137 31H138V30H137ZM153 31H154V30H153ZM153 31H152V33H153ZM155 31H154V32H155ZM174 31H175V30H174ZM183 31H184V30H182V32H183ZM230 31H231V30H230ZM232 31H233V30H232ZM247 31H248V30H247ZM247 31H246V34H247ZM7 32L9 33V31H7ZM25 32H27V33H25ZM31 32H32V33H31ZM38 32H39V31H38ZM42 32H39V35H38V36H42V35H41ZM47 32H48V31H47ZM47 32H46V33H47ZM52 32H53V30L50 32V33L52 34V36H53V33H52ZM59 32H58V33H59ZM68 32H69V30H68ZM75 32H77V30H76ZM92 32H93V31H92ZM96 32H97V31H96ZM99 32H100V30H99ZM117 32H118V31H117ZM126 32H127V31H126ZM134 32H135V31H134ZM141 32H142V31H141ZM163 32H164V31H163ZM191 32H192V31H191ZM234 32H235V31H233V33H234ZM254 32H255V31H254ZM35 33H36V32H35ZM35 33H34V34H35ZM40 33H41V34H40ZM46 33H45V31H44L45 36L48 34V33H47V34H46ZM50 33H49V34H50ZM54 33H55V32H54ZM71 33H72V31H71ZM89 33H90V31H88V34H87V35H89ZM100 33H101V32H100ZM128 33H129V32H128ZM131 33H132V32H131ZM159 33H160V32H159ZM178 33H180V32H178ZM188 33H189V32H188ZM206 33H207V32H206ZM218 33H220V32H218ZM236 33H237V32H236ZM236 33H235V34H236ZM244 33H245V31H244ZM259 33H260V32H259ZM9 34H10V33H9ZM44 34H43V36H44ZM66 34H69V33L66 32ZM72 34H73V33H72ZM97 34H98V33H97ZM103 34H104V33H103ZM103 34H102V35H103ZM109 34H110V33H109ZM125 34H127V33H125ZM138 34H139V33H138ZM143 34H144V33H143ZM156 34H158V32H157ZM171 34H172V33H171ZM171 34H169V35H171ZM173 34H174V33H173ZM190 34H191V33H190ZM262 34H263V33H262ZM262 34H261V35H262ZM13 35H14V34H13ZM16 35H14L13 38H12V40H11V39H10V40H11V41H13V39H14V41L17 40V37H18V36H16ZM28 35H27V36H28ZM57 35H60V34H57ZM70 35H71V34H69V36H70ZM82 35H83V34H82ZM90 35H91V34H90ZM94 35H95V34H94ZM106 35H107V33H106ZM122 35H124V34H122ZM122 35H121V36H122ZM127 35L129 36V34H127ZM153 35H154V33H153ZM163 35H164V34H163ZM183 35H184V34H183ZM185 35H186V34H185ZM222 35H223V34H222ZM240 35H241V34H240ZM251 35H252V34H251ZM251 35H250V36H251ZM253 35H254V34H253ZM261 35H260V36H261ZM27 36H26V37H27ZM52 36H51V37H52ZM62 36H63V35H62ZM76 36H77V35H76ZM76 36H75V39H76ZM85 36H86V35H85ZM98 36H99V35H98ZM111 36H113V35H111ZM115 36H116V35H115ZM118 36H119V35H118ZM121 36H120V37H121ZM137 36H138V35H137ZM140 36H141V35H140ZM151 36H152V35H150V37H151ZM165 36H166V35H165ZM167 36H168V35H167ZM175 36H176V35H175ZM195 36H196V35H195ZM258 36H259V35H258ZM11 37H12V34H11ZM14 37H16V39H15ZM48 37H49L48 39H50V36H48ZM57 37H58V36H57ZM59 37H61V36H59ZM64 37H65V36H64ZM64 37H63V38H64ZM73 37H74V34H73ZM73 37H72V38H73ZM96 37H97V35H96ZM100 37H101V36H100ZM102 37H103V36H102ZM106 37H107V36H106ZM120 37H119V39H120ZM142 37H143V36H142ZM146 37H147V36H146ZM169 37H170V36H169ZM173 37H174V36H173ZM176 37H177V36H176ZM186 37H187V36H186ZM236 37H237V36H236ZM251 37H252V36H251ZM31 38H32V37H31ZM36 38H37V36H36ZM42 38H44V37H42ZM45 38H46V37H45ZM66 38H67V37H66ZM72 38H71V39H72ZM115 38H116V37H115ZM124 38H126V35H124ZM124 38H123V39H124ZM127 38H128V37H127ZM134 38H135V36H134ZM139 38H140V37H139ZM143 38H145V37H143ZM143 38H142V39H143ZM166 38H167V37H166ZM170 38H171V37H170ZM203 38H205V35H204ZM217 38H218V37H217ZM223 38H224V37H223ZM262 38H263V37H262ZM262 38H261V39H262ZM22 39H23V37L21 38V42H22ZM58 39H60V38H58ZM64 39H65V38H64ZM87 39H88V38H87ZM96 39H98V37H97ZM108 39H109V38H108ZM112 39H113V44H115L117 41H119V39L117 38V41L114 43V40H115V39H114V38H112ZM121 39H122V38H121ZM123 39H122V40H123ZM130 39H133V37L130 38ZM149 39H150V38H149ZM149 39H148V40H149ZM152 39H153V38H152ZM200 39H202V38L200 37V38H199V41H200ZM211 39H212V38H211ZM235 39H236V38H235ZM258 39H259V38H258ZM258 39H256V41H257ZM30 40H32V39H30ZM51 40H53V41L56 40V36H55L54 38H52ZM67 40H68V38H67ZM72 40H74V39H72ZM72 40H71V42H72ZM91 40H93V39H91ZM99 40H100V39H99ZM99 40H98V42H99ZM106 40H107V38H106ZM162 40H163V39H162ZM162 40H160L159 42H161ZM166 40H167V39H166ZM171 40H172V39H171ZM185 40H186V39H185ZM191 40H192V39H191ZM203 40H204V39H203ZM203 40H202V41H203ZM208 40H209V39H208ZM216 40H217V39H216ZM216 40H215V41H216ZM218 40H220V39H218ZM240 40L242 41V37H241ZM250 40H252V39H250ZM3 41H5V40H3ZM47 41H48V40H47ZM56 41H57V40H56ZM62 41H63V40H62ZM69 41H70V40H69ZM69 41H65V42H69ZM79 41H81V40H79ZM82 41H84V40H82ZM89 41H90V38H89ZM95 41H96V40H95ZM101 41H102V40H100V42H101ZM109 41H110V40H109ZM127 41H128V39H127ZM131 41H132V40H131ZM136 41H137V40H136ZM139 41H140V40H139ZM139 41H138V43H139ZM152 41H153V40H152ZM152 41H151V42H152ZM174 41H175V39H174ZM178 41H179V43H180V39H179ZM188 41H189V40H188ZM194 41H196V40H194ZM212 41H213V40H212ZM220 41H221V40H220ZM231 41H232V40H231ZM254 41H255V40H254ZM261 41H262V40H261ZM6 42H7V41H6ZM6 42H5V43H6ZM32 42H33V41H32ZM35 42H36V41H35ZM54 42H55V41H54ZM74 42H76V41H74ZM90 42H91V41H90ZM90 42H89L88 44H90ZM104 42H105V41H104ZM107 42H108V41H107ZM110 42L112 43V41H110ZM110 42H108L109 44H108V43H107V44L110 45V46H111V45L113 46V44H111ZM132 42H134V41H132ZM141 42H142V41H141ZM155 42H156V41H155ZM181 42H182V41H181ZM185 42H186V41H185ZM192 42H193V41H192ZM221 42H222V41H221ZM234 42H235V41H234ZM236 42H238V41H236ZM239 42H240V41H239ZM11 43H12V42H11ZM28 43H29V42H28ZM33 43H34V42H33ZM38 43H39V42H38ZM42 43H43V40H42ZM44 43H47V44H48V42H44ZM50 43H51V42H50ZM50 43H49V44H50ZM62 43H64V41H63ZM72 43H73V42H72ZM83 43H84V42H83ZM91 43H92V42H91ZM102 43H103V41H102ZM121 43H122V41H121ZM124 43H125V41H124ZM128 43H131V42H128ZM144 43H145V45H147L146 42H144V39H143L142 44H144ZM169 43H170V42H169ZM169 43H168V45H169ZM182 43H184V42H182ZM190 43H191V41H190ZM190 43H189V44H190ZM199 43H200V42H199ZM203 43H204V42H203ZM225 43H226V42H225ZM230 43H231V42H230ZM244 43H246V41H245ZM249 43H251V41H250ZM263 43H264V42H263ZM0 44H1V43H0ZM13 44H14V42H13ZM15 44H17V41H16ZM15 44H14V46L16 47ZM35 44H36V43H35ZM52 44H54V43L52 42ZM52 44H50V45H52ZM58 44H59V40H58ZM67 44H69V43H67ZM79 44H80V43H79ZM88 44H86V45H88ZM118 44H119V43H118ZM126 44H127V43H126ZM126 44H125V45H126ZM142 44H140L141 47H142ZM157 44H158V43H157ZM205 44H206V40H205ZM207 44H208V43H207ZM227 44H228V42H227ZM232 44H233V43H232ZM236 44H238V43H236ZM251 44H252V46H253V43H251ZM251 44H250V47H251ZM1 45H2V44H1ZM5 45L7 46V44H4V46H2V47H5ZM8 45H9V44H8ZM17 45H18V44H17ZM40 45H41V44H40ZM43 45H44V44H43ZM43 45H42V46H43ZM45 45H46V44H45ZM65 45H66V44H65ZM71 45H74V44H70V45H69V46H70L69 49H71ZM81 45H82V43H81ZM94 45H97V42H96V44H94ZM104 45H106V44H104ZM116 45H117V44H116ZM121 45H122V44H121ZM125 45H124V46H125ZM127 45H128V44H127ZM127 45H126V46H127ZM129 45H130V44H129ZM138 45H139V44H138ZM172 45H173V44H172ZM174 45H175V44H174ZM176 45H177V44H176ZM176 45H175V47H176ZM180 45H181V44H180ZM182 45H183V44H182ZM185 45L187 46V44H185ZM190 45H191V44H190ZM201 45H204V44H201ZM239 45H240V43H239ZM241 45H242V44H241ZM23 46H24V45H22V47H23ZM26 46H27V45H26ZM28 46H29V45H28ZM32 46H34V44H32L31 47H32ZM56 46H57V48H56ZM56 46L53 48V47H51V46L48 45V48L50 47L49 49L47 48V45H46L45 47H44V46H43V47H44L46 50H47V49L50 50V49L52 48V51H53V50H55V48L58 49L59 46H58V45H56ZM66 46H67V45H66ZM74 46H76V44H75ZM78 46H79V45H78ZM78 46H76V47H78ZM92 46H93V43H92ZM133 46H134V45H133ZM149 46H152V45H149V44H148V48H149ZM156 46H157V45H156ZM183 46H184V45H183ZM188 46H189V45H188ZM196 46H198V45L196 44ZM256 46H257V45H256ZM263 46H264V45H263ZM7 47H8V46H7ZM15 47H14V48H15ZM18 47H20V46H18ZM34 47H35V46H34ZM67 47H68V46H67ZM79 47H81V49L84 48V47H82V46H79ZM95 47H96V46H95ZM95 47H94L93 50H95ZM99 47H100V46H99ZM105 47H106V46H105ZM105 47H103V49H104ZM121 47H122V46H121ZM121 47H120V48H121ZM135 47H137V46L135 45ZM135 47H134V48H135ZM138 47H139V46H138ZM161 47H162V46H161ZM170 47H173V46L170 45ZM231 47H232V46H231ZM233 47H234V46H233ZM241 47H243V46H241ZM0 48H1V47H0ZM41 48H42V47H41ZM41 48L39 47V50H40ZM87 48H88V47H87ZM92 48H93V47H92ZM97 48H98V47H97ZM107 48H108V47H107ZM107 48H106V49H107ZM120 48H119L118 50H121V49H123L124 47L121 48V49H120ZM148 48H147V49H148ZM177 48H178V47H177ZM190 48H191V47H190ZM192 48H193V46H192ZM200 48H203V47L200 46ZM215 48H216V47H215ZM239 48H240V47H239ZM243 48H244V47H243ZM243 48H242V50H247V49H245V48L243 49ZM252 48L254 49L255 47H252ZM256 48H257V47H256ZM256 48H255V49H256ZM258 48H259V47H258ZM262 48H263V47H262ZM262 48H261V49H262ZM3 49H4V48H3ZM6 49H7V50L9 49V51H8L9 54H10V53L12 54V56H11V54L8 55V57H11V58H8L7 55H6V53H5L6 57L2 55V56H3L2 59H4V58H8V59L5 60L6 63H7L6 65L9 64V65L7 66V68L9 67V70H8L7 72H9V71L11 72V70L14 69V70H17L16 73L18 72V74H22V77H25V76H23V75L31 74V75H30V78H33V77L35 78V77H37L38 74H40V71H41V70L39 71V69L42 68L41 65H43V63H44V62L42 63V60H43L44 56H47L48 54H50L49 56H50L51 59H50L49 57H48V59L52 61L53 56L51 57V54H52V53H53V54L55 53V52H52V53H51V50H50V53H48V52L46 53V50H43V48H42L39 52H36V51H38V50H36L34 53H33V52L31 53V54H32L31 56L28 55L29 57H28V56H25V57H26V58H25L24 55H26V54H25L24 51H22V50L20 51V50H19V53H17L18 48L16 49L17 51H15V52H16V56H15V53H14L13 50H12L13 52H10L11 47H8V48H6ZM25 49H26V48H25ZM32 49H33V48H32ZM37 49H38V48H37ZM63 49H64V48H62V50H63ZM67 49H68V48H67ZM76 49H77V48H76ZM89 49H90V48H89ZM98 49H99V48H98ZM100 49L102 50L101 47H100ZM106 49H105V51H106ZM109 49H111V48H109ZM109 49H108V50H109ZM124 49H125V48H124ZM128 49H131V50H132L133 48L130 47V48H128ZM138 49H140V48H138ZM144 49H145V48H144ZM163 49H164V48H163ZM169 49H171V48H169ZM203 49L206 50V48H203ZM203 49H202V50H203ZM240 49H241V48H240ZM240 49H239V51H241ZM255 49H254V51H255ZM1 50H2V48H1ZM48 50H47V51H48ZM64 50H65V49H64ZM64 50H63V51H64ZM83 50H84V49H83ZM86 50H87V49H86ZM93 50H91V51H93ZM96 50H97V49H96ZM133 50H135V49H133ZM142 50H143V49H141V51H142ZM152 50H153V48H152ZM158 50H159V48H158ZM165 50H166V49H165ZM182 50H183V49H182ZM195 50H196V47H195ZM233 50H234V48H233ZM248 50H249V49H248ZM256 50H257V49H256ZM42 51H45V52H42ZM57 51H58V50H57ZM60 51H61V50H60ZM60 51H59V52H60ZM72 51H73V50H72ZM74 51H75V50H74ZM76 51H77V50H76ZM89 51H90V50H89ZM89 51H88V53H89ZM97 51H98V50H97ZM111 51H113V50L111 49ZM114 51H115L114 54H116L117 49L114 50ZM123 51H124V50H123ZM127 51H128V50H127ZM136 51H137V48H136L135 51H133V53H132V51H131L130 54L132 55V54H134V52H136ZM146 51H147V50H146ZM179 51L181 52V50H179ZM184 51H185V50H184ZM184 51H182V52H184ZM197 51H198V50H197ZM221 51H222V50H221ZM227 51H228V50H227ZM3 52H4V51H3ZM3 52H2V53H3ZM5 52H6V51H5ZM20 52H22V54H23L22 57H21V55H19V54H21ZM23 52H24V53H23ZM66 52H67V51H66ZM77 52H81V51H77ZM84 52H85V51L82 52L83 55H85ZM86 52H87V51H86ZM93 52H94V51H93ZM107 52H108V51H107ZM107 52L104 53V54H108ZM125 52H126V51H125ZM125 52H119L118 54H120V53L122 54V53H125ZM137 52H138V51H137ZM149 52H150V51H149ZM151 52H152V51H151ZM153 52H154V51H153ZM166 52H167V50H166ZM177 52H178V51H177ZM230 52H231V51H230ZM248 52H249V51H248ZM248 52H247V51H246V52L243 51L244 54H245V53H248ZM29 53H30V52H29ZM29 53H28V54H29ZM62 53H63V52H62ZM67 53H68V52H67ZM69 53H72V52H69ZM90 53H91V52H90ZM112 53H113V52H112ZM139 53H140V52H139ZM144 53H146V52L144 51ZM162 53H163V52H162ZM204 53H205V52H204ZM219 53H221V52H219ZM223 53H224V52H223ZM223 53H221V54H223ZM227 53H228V52H227ZM249 53H250V52H249ZM249 53H248V55H249ZM258 53H259V52H258ZM258 53H253V54H254V55H255V54L257 55ZM17 54H18V55H17ZM46 54H47V55H46ZM56 54H57V53H56ZM56 54H55V55H56ZM72 54H73V53H72ZM72 54H71V55H72ZM76 54H77V53H76ZM97 54H98V53H97ZM99 54H101L100 51H99ZM121 54H120V56H121ZM125 54H126V53H125ZM130 54H129V55L126 54V55H128V56L125 55L123 61L125 60L126 57H129ZM148 54H149V53H148ZM182 54H183V53H182ZM189 54H190V53H189ZM214 54H215V53H214ZM236 54H237V53H236ZM240 54H241V52H240ZM253 54H251V55H253ZM260 54H261V53H260ZM58 55H63V54H59V53H58ZM68 55H69V54H68ZM68 55H67V56H68ZM74 55H75V53H74ZM81 55H82V54H81ZM110 55H111V54H110ZM116 55H117V54H116ZM116 55H114V56H116ZM123 55H124V54H123ZM135 55H136V54H135ZM135 55H133V56H135ZM137 55H138V54H137ZM139 55H140V54H139ZM139 55H138V56H139ZM141 55H142V54H141ZM144 55H145V54H144ZM146 55H147V53H146ZM164 55H165V54H164ZM167 55H168V54H167ZM173 55H174V54H173ZM191 55H192V54H191ZM212 55H213V53H212ZM212 55H211V57H212ZM223 55H224V54H223ZM230 55H231V54H230ZM237 55H239V54H237ZM248 55H245V56L247 57ZM19 56H20V57H19ZM72 56H73V55H72ZM77 56H78V55H77ZM79 56H80V55H79ZM79 56H78V57H79ZM86 56H88V55H86ZM100 56H102V54H101ZM103 56H104V55H103ZM105 56H106V55H105ZM105 56H104V58H105ZM114 56H112V58H113ZM160 56H161V55H160ZM170 56H171V53H170ZM174 56H175V55H174ZM176 56H178V55H176ZM183 56H184V55H183ZM195 56H196V55H195ZM225 56H226V55H225ZM235 56H236V55L234 54V57H235ZM239 56L242 57V59L245 57V56L243 57V56H241V55H239ZM239 56H238V57H239ZM0 57H1V56H0ZM16 57H17V58H16ZM59 57H62V56H59ZM70 57H71V56H70ZM74 57L76 58V56H74ZM74 57H73V58H74ZM82 57H83V56H82ZM82 57H81V59L84 60V57H85V56H84L83 58H82ZM89 57H90V56H89ZM96 57H97V56H96ZM118 57H119V55H118ZM130 57H131V56H130ZM167 57H168V56H167ZM179 57H180V55H179ZM185 57H186V56H185ZM229 57H230V56H229ZM231 57H232V56H231ZM246 57H245V58H246ZM249 57L251 58L250 55H249ZM249 57H247V58H249ZM254 57H255V56H254ZM257 57H258V56H257ZM261 57L264 59L263 55L260 56V59H261ZM54 58H55V57H54ZM54 58H53V59H54ZM67 58H68V57H67ZM90 58H91V57H90ZM109 58H110V57H109ZM133 58H134V57H133ZM136 58H137V56H136ZM136 58H134V60H135ZM138 58H139V60H141L143 57L140 59V56H139ZM144 58L146 59L145 62L148 61V59H149V58H146V57H144ZM151 58H152V57H151ZM168 58H169V57H168ZM175 58H176V57H175ZM186 58H188V57H186ZM190 58H191V57H190ZM198 58H199V57H198ZM207 58H208V57H207ZM221 58H223V57L221 56ZM232 58H233V57H232ZM245 58H244V60H245ZM250 58H249V59H250ZM44 59H46V58H44ZM55 59H56V58H55ZM61 59H62V58H61ZM63 59H64V58H63ZM65 59H66V58H65ZM65 59H64V60H65ZM81 59H80V60H81ZM86 59L89 60L87 57H86ZM86 59H85V60H86ZM100 59H101V57H100ZM100 59H99V60H100ZM102 59H103V58H102ZM129 59H130V58H129ZM160 59H161V58H159V60H160ZM169 59H170V58H169ZM188 59H189V58H188ZM194 59L196 60V58H194ZM201 59H202V58H201ZM223 59H224V58H223ZM223 59H222V60H223ZM228 59H229V62H230V58H228ZM236 59H237V57H236ZM249 59H248V60H249ZM252 59H253V58H252ZM252 59H250V61H251ZM258 59H259V58H258ZM260 59H259V60H260ZM263 59H262V60H263ZM49 60H48V61H49ZM58 60H59V59H58ZM68 60H69V59H68ZM68 60H67V63H69ZM75 60H76V59H75ZM77 60H78V59H77ZM93 60H94V59H93ZM96 60H97V59H96ZM96 60H94V61L96 62ZM99 60H98V61H99ZM106 60H107V59H106ZM127 60H128V59H127ZM137 60H138V59H137ZM139 60H138V61H139ZM149 60H152V59H149ZM161 60H162V59H161ZM167 60H168V59H167ZM170 60L172 61V59H170ZM184 60H185V59H184ZM186 60H187V59H186ZM191 60H192V59H191ZM202 60H203V59H202ZM222 60H220V61H222ZM44 61H45V60H44ZM48 61H47V62H48ZM61 61H62V60H61ZM81 61H82V60H81ZM81 61H80V62H81ZM108 61H109V59H108ZM116 61H117V59H116ZM135 61H136V60H135ZM135 61H132V62H135ZM168 61H169V60H168ZM196 61H197V60H196ZM233 61H234V60H233ZM246 61H247V59H246ZM2 62H4V61H2ZM40 62H41V63H40ZM52 62H54V60H53ZM56 62H57V61H56ZM56 62H55V63H56ZM59 62H60V61H58L57 63H59ZM63 62H65V61H62V63H61V62H60V63L63 65ZM73 62H76V61H73ZM83 62H84V61H83ZM83 62H82V63H83ZM86 62H88V61H86ZM90 62H92V61L90 60ZM95 62H94V63H95ZM100 62H102V61H100ZM100 62L98 63V65H100ZM104 62H105V60H104ZM114 62H115V61H113L112 63H114ZM126 62H128V61H126ZM126 62H125V63H126ZM143 62H144V61H143ZM185 62H186V61H185ZM185 62H183V63H185ZM187 62H188V60H187ZM192 62H193V61H192ZM244 62H245V61H244ZM248 62H249V61H247V63H248ZM251 62H252V61H251ZM256 62H257V60H256ZM261 62L263 63V61H261ZM49 63H50V62H49ZM57 63H56V64H57ZM60 63H59V64H60ZM105 63H106V62H105ZM110 63H111V62H110ZM119 63H122V61L119 62ZM128 63H129V62H128ZM141 63H142V62H141ZM155 63H156V61H155ZM159 63H160V62H159ZM170 63H171V62H170ZM189 63H190V60H189L188 64H189ZM195 63H196V62H195ZM195 63H194V64H195ZM197 63H198V61H197ZM199 63H201L200 60H199ZM199 63H198V64H199ZM202 63H203V62H202ZM216 63H217V62H216ZM216 63H215V64H216ZM258 63H259V62H258ZM40 64H41V65H40ZM72 64H73V63H72ZM84 64H85V63H84ZM96 64H97V63H96ZM101 64L103 65V62H102ZM106 64H107V63H106ZM143 64H145V63H143ZM146 64H147V62H146ZM149 64H150V62L148 63V65H149ZM151 64H152V63H151ZM157 64H158V63H157ZM164 64H165V63H164ZM168 64H169V63H168ZM173 64H174V63H173ZM190 64H191V63H190ZM192 64H193V63H192ZM192 64H191V66H192ZM206 64H207V63H206ZM209 64H210V63H209ZM232 64H234V62H233ZM236 64H237V63H236ZM252 64H253V63H252ZM6 65L3 64L4 67H5ZM62 65H61V66H62ZM70 65H71V63H70ZM70 65H69V66H70ZM79 65H80V64H79ZM79 65H78V67H81V66H79ZM81 65H82V64H81ZM89 65H91V64L89 63ZM89 65H87V66H89ZM98 65H97V66H98ZM138 65H139V64H138ZM154 65H156V64H154ZM162 65H163V64H162ZM177 65H178V64H177ZM177 65H176V67H177ZM183 65H184V64H183ZM195 65H196V64H195ZM199 65H200V64H199ZM223 65H224V64H223ZM226 65H229V63L226 64ZM239 65H240V64H239ZM239 65H238V66H239ZM246 65H247V64H246ZM249 65H250V64H248V66H249ZM260 65H261V63H260ZM63 66H66V64L63 65ZM75 66H76V65H75ZM87 66H86V67H87ZM100 66H101V65H100ZM103 66H104V65H103ZM103 66H102V67H103ZM105 66H107V65H105ZM110 66H111V65H110ZM119 66H120V70H121V68H123V67L125 68V66H123V67H121V65H119ZM119 66L117 65V67H119ZM129 66H131V65L129 64ZM141 66H142V65H141ZM143 66H144V65H143ZM143 66H142V67H143ZM184 66H185V65H184ZM206 66H207V65H206ZM208 66H209V65H208ZM219 66H220V64H219ZM219 66H218V68H219ZM235 66H236V65H235ZM238 66H236V67H238ZM242 66H243V64H242ZM242 66H241V67H242ZM251 66H252V65H251ZM254 66H255V65H254ZM10 67H12L11 70H10ZM78 67H77V68H78ZM82 67H84V65H82ZM89 67H90V66H89ZM89 67L86 68V69H88V71L86 72V74H85V73H83V74H85L86 76H88V78L90 79V77H91L92 74L90 75L89 72L92 71V73H95L96 71H93V70H97V69H94V68H92V67H91V68H92V69H91V68H89ZM93 67H94V66H93ZM98 67H99V66H98ZM102 67H100L99 69H101ZM137 67H138V66H137ZM145 67H146V65L143 67V69H144ZM147 67H148V66H147ZM157 67H158V66H157ZM160 67H161V66H160ZM186 67H187V66H186ZM216 67H217V65H216ZM232 67H233V65H232L230 68H232ZM236 67H235V68H236ZM256 67L258 68V65H257ZM43 68L46 70L45 67H43ZM55 68H56V66H55ZM60 68H63V67H60ZM71 68H72V67H71ZM74 68H76V67H74V65H73V69H74ZM84 68H85V67H84ZM103 68H104V67H103ZM129 68H130V67H129ZM133 68H134V67H133ZM135 68H136V66H135ZM138 68H139V67H138ZM138 68H136V69H137L136 71H138ZM155 68H156V67H155ZM164 68H165V67H164ZM167 68H168V67H167ZM172 68H174V67H172ZM177 68H178V67H177ZM190 68H192V67H190ZM199 68H200V67H199ZM206 68H207V67H206ZM223 68H224V67H223ZM225 68L227 69L228 66L225 67ZM235 68H234V69H235ZM245 68H246V67H245ZM245 68H244V69H245ZM249 68H250V67H249ZM249 68H248V69H249ZM259 68H260V67H259ZM44 69H43V70H44ZM66 69H67V68H66ZM69 69H70V68H69ZM86 69H85V70H86ZM99 69H98V70H99ZM104 69H105L104 71L106 72V68H104ZM109 69H110V68H109ZM109 69L107 70L108 72H110ZM111 69H112V67H111ZM111 69H110V70H111ZM114 69H115V67H114ZM114 69H113V71L115 72ZM140 69H141V68H140ZM140 69H139V70H140ZM157 69H158V68H156V70H157ZM228 69H229V68H228ZM228 69H227V70H228ZM237 69H238V68H237ZM244 69H243V70H244ZM251 69H252V68H251ZM251 69H250L249 71H251ZM253 69H254V71L256 70L254 67H253ZM4 70H5V69H4ZM14 70H13L12 73H11V74H13L12 76H10L11 74H9V73H8V74L5 73V74L7 75V77L10 76V77H9L10 80H12L11 77L14 78V74H15V73H13ZM34 70H36V71L38 70V71H39L38 74H37V72H36V74H35V71H34ZM43 70H42V71H43ZM59 70H60V69H59ZM59 70L56 68V70H53V72L57 71V72H56V75H57V77H58L59 79H60V77L62 78V81H61V79H60V81H61V85H63V84H62L63 79H64L65 76H66L65 78H67V75H68L69 72L67 71V72H68V73H66L67 75L63 74V75H65V76L63 77L62 75H61V76L59 75ZM70 70H71V69H70ZM78 70H80V69H77V71H78ZM102 70H103V69H102ZM118 70H119V69H117V71H118ZM123 70H124V69H123ZM126 70H127V69H126ZM129 70H132V71H133L134 69H129ZM163 70H164V69H163ZM165 70H166V69H165ZM243 70H241V73L243 72ZM245 70H247V68H246ZM263 70H264V69H263ZM1 71L3 72L2 69H1ZM1 71H0V72H1ZM33 71H34V73H32ZM42 71H41V74H42ZM48 71H49V70H48ZM63 71H65V67L63 68ZM72 71H73V70H72ZM80 71H81V70H80ZM149 71H150V70H149ZM154 71H155V70H154ZM160 71H161V70H160ZM169 71H170V70H169ZM218 71H219V70H218ZM225 71H226V70H225ZM236 71H238V70H236ZM239 71H240V69H239ZM44 72H45V71H44ZM60 72H61V71H60ZM99 72H101V70L98 71V73H99ZM105 72H102V73H103L102 76H103L104 78H106V77H108V76L111 78V76H112L113 73L111 72V76H110V74H109L108 72H106V74H109V75L107 76V75L104 74ZM121 72H122V71H121ZM125 72H126V71H125ZM141 72H142V71H141ZM221 72H222V71H221ZM234 72H235V71H234ZM245 72H246V71H245ZM252 72H253V70H252ZM47 73H48V72H47ZM57 73H58V74H57ZM70 73H73V72H70ZM70 73H69V74H70ZM74 73H75V70H74ZM130 73H131V72H130ZM130 73H129V74H130ZM132 73H133V72H132ZM144 73H145V71H144ZM148 73H149V72H148ZM148 73H147V74H148ZM155 73H156V71H155ZM226 73H227V72H226ZM232 73H233V72H232ZM246 73H247V72H246ZM255 73H256V71H255ZM0 74H1V73H0ZM18 74H17V76H19V78H20V75H18ZM33 74H34L35 76H34ZM60 74H61V73H60ZM75 74H76V73H75ZM75 74H74V76H75ZM81 74H82V73H81ZM83 74H82V75H83ZM88 74L90 75V77H89ZM95 74H96V73H95ZM99 74H100V73H99ZM116 74H117V73H116ZM129 74H127L126 76H128ZM142 74H143V73H142ZM152 74H153V73H152ZM152 74H151V75H152ZM157 74H158V73H157ZM218 74H219V73H218ZM242 74H244V73H242ZM242 74H240V75L243 76ZM247 74H248V73H247ZM42 75H43V74H42ZM44 75H45V74H44ZM58 75H59L60 77H59ZM71 75H72V74H71ZM71 75H70V77H71V79H72V78H73V77H72L73 75H72V76H71ZM82 75H81V78H82ZM85 75H84V76H85ZM139 75H140V72H139ZM148 75H149V74H148ZM153 75H154V74H153ZM158 75H159V74H158ZM162 75H163V74H162ZM39 76H40V75H39ZM39 76H38V77H39ZM50 76H51V75H50ZM54 76H55V74H54ZM84 76H83V77H84ZM86 76H85V77H86ZM99 76H101V75H99ZM102 76H101V77H102ZM105 76H106V77H105ZM126 76L123 77V78H126ZM130 76H131V75H130ZM169 76H170V74H169ZM169 76H168V77H169ZM244 76H245V74H244ZM22 77H21V78H22ZM28 77H29V75H28ZM45 77H46V76H45ZM47 77H49V74H48ZM52 77H53V73H52ZM55 77H56V76H55ZM68 77H69V76H68ZM70 77H69V78H70ZM76 77L78 78L77 75H76ZM93 77H94V76H93ZM103 77H102V78H103ZM120 77H122V76H120ZM133 77H134V76H133ZM144 77H149V76L144 75ZM155 77H156V75H155ZM159 77H160V75H159ZM168 77H167V80H166V83H165V85H167V86H166V88L164 87V89H165L164 91H167V90H168L169 82H171V81L169 80ZM237 77H238V76H237ZM0 78H3V76L0 75ZM15 78H17L16 75H15ZM19 78H18V79H19ZM21 78H20V79H21ZM43 78H44V77H43ZM81 78H80V76H79L78 79L81 80ZM95 78H96V79H95ZM128 78H129V77H128ZM131 78H132V77H131ZM142 78H143V77H142ZM163 78H164V77H163ZM238 78H241V77L239 76ZM5 79H7V78H5ZM5 79H4V80H5ZM18 79H14L15 82H16V80H18ZM27 79H28V81H30V82H32V80H33V84L36 85V86H37V85L39 86V85H41V84H43V83L45 82V81L42 80L43 83L40 82L41 84H36V83H34V81H35L34 79L31 80V79H29V78L26 77L25 81H26ZM41 79H42V78H41ZM47 79H48V80H51L52 78H51V79L47 78ZM56 79H57V78H56ZM74 79H76V78H74ZM89 79L85 78V80H87V81H85V83L87 82L86 85H88V86H85L86 88H87V87L90 88V86H95V83L97 84V82L94 83L93 81H92V83H91V82L89 81ZM91 79H93V78L91 77ZM94 79L97 81V77H96V75H95ZM98 79H99V78H98ZM108 79H109V78H108ZM119 79H120V78H119ZM146 79H147V78H146ZM153 79H154V76H153ZM153 79H152V81H153ZM155 79H156V78H155ZM0 80H1V79H0ZM14 80H12V81H14ZM23 80H24V79H23ZM23 80L21 79V82H23ZM44 80H46V78H44ZM54 80H55V79H54ZM68 80H69V79L67 78V81H68ZM111 80H112V79H111ZM115 80H116V78H115ZM120 80H121V79H120ZM129 80H130V79H129ZM134 80H136V79H134ZM161 80H162V79H161ZM164 80H165V79H164ZM238 80H240V79H238ZM1 81H2V80H1ZM12 81H10L9 83H12ZM18 81H19V80H18ZM28 81H27V82H28ZM36 81L38 82V80H36ZM36 81H35V82H36ZM56 81H57V80H56ZM56 81H55L54 83H56ZM64 81H65V80H64ZM67 81H66V82H67ZM76 81H77V80H76ZM106 81H108V80H106ZM116 81H117V80H116ZM125 81H126V80H125ZM131 81H132V80H131ZM137 81H138V79H137ZM149 81H150V80H149ZM158 81H159V79H158ZM5 82L8 83V81H5ZM52 82H53V81H52ZM52 82H51V83H52ZM69 82H70V81H69ZM71 82H73V81L71 80ZM71 82H70V83H71ZM79 82H80V81L77 82V83H78L77 85H81V84H82V83H79ZM101 82H102V81H101ZM104 82H105V81H104ZM117 82H120V81H117ZM127 82H128V81H127ZM132 82H133V81H132ZM154 82H155V81H154ZM0 83H1V82H0ZM38 83H39V82H38ZM47 83H48V82H47ZM58 83H59V82H58ZM73 83H75V81H74ZM73 83H71V84H73ZM83 83H84V82H83ZM89 83H91V84H89ZM162 83H163V82H162ZM1 84H2V83H1ZM3 84H4V82H3ZM12 84H13V83H12ZM14 84H18V85H15V87H16V86H19V83H18V82H17V83H14ZM21 84H22V83H21ZM27 84H28V83H27ZM30 84H32V83H30ZM33 84H32V85H33ZM49 84H50V83H49ZM66 84H67V83H66ZM92 84H93V85H92ZM101 84H102V83H100V85H101ZM106 84H107V86L109 85V83H107V82H106ZM125 84H126V83H125ZM131 84H132V83H131ZM137 84H138V82H137ZM144 84H147V83H144ZM144 84H143V85H144ZM150 84H152V83H150ZM5 85H7V84L5 83ZM5 85H4V87H5ZM9 85H10V84H9ZM32 85H31V87H32V89H33L34 86H32ZM44 85H45V84H44ZM46 85H47V84H46ZM53 85H55V84H53ZM53 85H52V86H53ZM56 85H57V84H56ZM64 85H65V84H64ZM89 85H90V86H89ZM155 85H156V84H155ZM175 85H176V84H175ZM12 86H14V85H12ZM20 86H21V85H20ZM25 86H26V84L24 85V83H23V84H22V87L25 88ZM49 86H50V85H49ZM58 86H59V85H58ZM58 86H57V87H58ZM65 86H66V85H65ZM65 86H64V87H65ZM68 86L70 87V84H69V83H68ZM71 86H74V85H71ZM83 86H84V84L82 85V88H83ZM101 86H102V85H101ZM112 86H113V85H112ZM112 86H111V87H112ZM115 86H116V85H115ZM115 86H114V87H115ZM128 86H130V85H128ZM146 86H147V85H146ZM149 86H150V85H149ZM161 86H162V85H161ZM173 86H174V85H173ZM259 86H260V85H259ZM0 87H1V88H0V91H1V89H2L3 87H2L1 85H0ZM15 87H13V88H15ZM47 87H48V86H47ZM53 87H55V86H53ZM57 87H55V89H56ZM59 87L61 88V86H59ZM69 87H68V89H69ZM103 87H104V86H103ZM108 87H109V86H108ZM153 87H154V85H153ZM9 88H10V87H9ZM13 88H12V90H13ZM18 88H19V87H17V90H16V91H18V90L21 91L22 89H24V88L20 89L21 87H20L19 89H18ZM27 88H29L28 85H27ZM35 88H36V87H35ZM35 88H34V89H35ZM44 88H45V87L43 86V89H44ZM72 88H73V87H72ZM72 88H71V89H72ZM79 88H80V87L78 86V89H79ZM88 88H87V89H88ZM98 88H100V87H98ZM101 88H102V87H101ZM109 88H110V87H109ZM127 88H128V87H127ZM155 88H156V87H155ZM25 89H26V88H25ZM39 89H42V87L39 88ZM52 89H54V88H52ZM52 89H51V91H52ZM65 89H66V87H65ZM71 89H70V90H71ZM74 89L78 91V89L76 88V86H74ZM83 89L85 90V88H83ZM83 89H82V90H83ZM91 89H92V88H91ZM91 89H88V90H91ZM95 89H97V88H95ZM133 89L135 90V89H137V88H133ZM133 89L131 88V89H127V90H131V91H132ZM138 89H139V86H138ZM138 89H137V90H138ZM142 89H143V88H142ZM142 89L140 88L139 91H141ZM146 89H147V88H146ZM4 90H5V89H4ZM4 90H2V91L4 92ZM9 90H11V89H9ZM27 90H28V89H26L25 91L27 92ZM58 90H59V89H58ZM58 90H56V91H58ZM62 90H64V88H63ZM75 90H74V94L77 93V92H75ZM84 90H83V91H84ZM93 90H94V88H93L90 92H93ZM100 90H102V89H100ZM103 90H104V89H103ZM124 90H125V93H126L127 91H126L125 88H124ZM134 90H133L132 92L128 91V93L131 94V93L134 92ZM137 90H136V92H138ZM158 90H159V89H158ZM257 90H258V89H257ZM2 91H1V92H2ZM16 91H15V92H16ZM22 91H24V90H22ZM37 91H38V90H36L35 92H37ZM40 91H41V90H40ZM48 91H49V90H48ZM53 91L56 92L55 90H53ZM60 91H61V89H60ZM68 91H69V90H68ZM68 91H67V92H68ZM79 91H81V90L79 89ZM86 91H87V90H86ZM86 91H85L84 93H86ZM94 91H95V90H94ZM122 91H123V87H122ZM122 91H121V92H122ZM143 91H144V90H143ZM143 91H142V92H143ZM151 91H152V89L150 90V92H151ZM7 92H8V91H7ZM7 92H6V93H7ZM15 92H14V93H15ZM42 92H43V91H42ZM61 92H62V91H61ZM87 92H88V93L86 94V95H88L87 98H88V97H92L91 95H93V97L95 96V94H94L95 92L92 93V94H90V95H89L90 92H89V91H87ZM121 92H119V96H120V93H121ZM153 92H154V91H153ZM6 93H5V94H6ZM9 93H11V92H8V94H9ZM12 93H13V92H12ZM18 93H20V96H21V95L23 96V94H22L21 92H18ZM23 93H24V95H25L24 97L27 98V97H28L27 94H29V93H31V92L26 93V94H25V92H23ZM32 93H33V91H32ZM32 93H31V94H32ZM46 93H47V92H46ZM46 93H45V91H44L43 94L46 95ZM48 93H49V92H48ZM52 93H53V92H52ZM63 93H65V91H63ZM69 93H70V95H72L71 98H73V94H71L70 91H69ZM69 93H68V94H69ZM78 93H79V92H78ZM128 93L125 94V95H128ZM140 93H141V92H140ZM143 93H145V91H144ZM146 93H148V92H146ZM151 93H152V92H151ZM164 93H166V92H164ZM164 93H163V94H164ZM35 94H36V93H35ZM37 94H40V93H37ZM43 94H41V95H43ZM60 94H61V93H60ZM65 94H66V93H65ZM81 94H82V93H81ZM112 94H113V93H112ZM121 94H122V96H125V95H123V93H121ZM138 94H139V92H138ZM138 94L136 93L135 95H138ZM2 95H3V94H2ZM12 95L14 96V94H12ZM26 95H27V96H26ZM29 95H30V94H29ZM45 95H44V96H45ZM50 95H51V94H50ZM54 95H55V93H54ZM75 95H76V94H75ZM117 95H118V94H117ZM144 95L146 96V94H144ZM147 95H149V94H147ZM161 95H162V94H161ZM16 96H17V95H16ZM18 96H19V95H18ZM20 96H19V98H20ZM35 96H36V95H35ZM39 96H40V95H39ZM44 96L42 97L43 99H44ZM47 96H48V95H47ZM47 96H45V97L47 98ZM55 96H56V95H55ZM63 96H64V97H63V100H61V101H64L66 95H63ZM77 96H78V95H76V97H74V98H77ZM83 96H84V95H83ZM83 96H82V97H83ZM111 96H112V95H111ZM129 96H130V95H129ZM156 96H157V95H156ZM156 96H155V97H156ZM158 96H159V95H158ZM10 97H11V95H10ZM14 97H15V96H14ZM59 97L62 98V96H59ZM59 97H58V98H59ZM68 97L70 98V96H68ZM80 97H81V96H80ZM84 97H85V96H84ZM84 97H83V101H84L85 99L87 100V98L84 99ZM93 97H92V98H93ZM137 97L140 98V95L137 96ZM141 97H142V99L144 98L143 95H142ZM147 97H148V96H147ZM147 97H146V98H147ZM153 97H154V96H153ZM153 97L150 98V99H152V101H151V100H150V101L153 102V103H151V102L149 101V102L151 103V105L154 106V104H156V103H157V104L160 103V102H157V101H158V97H157V101H156V99H155V103H154V101H153V100H154ZM160 97H161V96H160ZM164 97H165V94H164ZM170 97H171V96H170ZM254 97H255V96H254ZM2 98H4V97L1 96V97H0V100H1ZM5 98L7 99V96H6ZM22 98H23V97H22ZM25 98H23V101H25V102H23L22 100H21V101L18 100V102H16L17 99H14V98H13L14 100H16L15 103H18V104H19V101L21 102V103L19 104L20 106L17 104V105H18V109H16L17 111L15 112V114H16L17 112H18V114H17V117L15 116L14 120L12 119L13 121L10 120V119L13 118L14 116H10V117H8L9 115H7V117H5V115L7 114L8 110H7V109H3V107H2V108L0 107L1 110H2V109L5 110V111H4V114L2 113V114H3L2 116L5 117L4 119H6V118L8 119V118H9V120H7V121H9V122L12 121L11 123H12L13 126L15 127L14 129H16V130H14V129L12 130V124H10L11 127L9 126V127H10V128H9V131H11V132L8 131L9 133L7 132V133H5V135L0 136V151H4V150L7 151V150H8V151H13V152H14V151H15V150H14L15 148L18 149V147H19L18 145L20 144V142H21V143H24V144H21L20 147L23 148L24 145H25V146L27 145V146H28V147H27L28 149H30V147H31V151H30L31 153H30L29 157H27L28 155H26V154H27L26 152L24 153V154L26 155V160H27V162H29V161H31L32 158L36 155V153H35V151H34V146H35V144H36V140H35V138H34V135H35V134H38V133H40V132H42V131H44V132H42V133H44V137H45V135L47 134V129H46L45 127H43V121H44V119H45V118H44V117H45V116H44L45 113L42 112V110H43V109H41V107H42L41 105H42V104H40V110H41V112L39 111L40 114H41L40 117H38V119H37L34 123L32 122L33 124H32V123H29L30 121H29L28 123L26 122V120L30 117L27 113L30 112V111H32V109H33V104H34V103H32V102H34V101H32V99H31V95H30V97H28V98L31 99V101H32L31 103H32V104L29 103V102L27 103V102H26L27 99L24 100ZM33 98H34V96H33ZM38 98H39V97H38ZM42 98L40 97V99H42ZM120 98H122V97H119V99H120ZM132 98H133V97H132ZM148 98H149V97H148ZM162 98H163V97H162ZM9 99H10V98H8V100H9ZM13 99H11V101H13ZM29 99H28L27 101H29ZM36 99H37V96H36ZM40 99H39V100H40ZM53 99H56V98H53ZM78 99L80 100L81 98H78ZM89 99H90V98H88V100H89ZM107 99H108V97H107ZM124 99H125V97H124ZM136 99H137V98H136ZM3 100H5V99H3ZM58 100H59V99H58ZM65 100H68L67 96H66V99H65ZM70 100H71V99H69V101H70ZM72 100H73V99H72ZM74 100H75V99H74ZM74 100H73V101H74ZM86 100H85V101H86ZM108 100H109V99H108ZM120 100H121V99H120ZM139 100H140V99H139ZM144 100H145V98H144ZM148 100H149V99H148ZM1 101H2V100H1ZM9 101H10V100H9ZM9 101H7L8 104H9ZM36 101H37V100H36ZM44 101H45V100H44ZM61 101H60V102H61ZM81 101H82V100H81ZM81 101H79V102H81ZM83 101H82V102H83ZM85 101H84V102H85ZM92 101H93V100H92ZM100 101H101V100H100ZM103 101H104V99L102 100V102H103ZM115 101H116V99H114V102H115ZM121 101H122V100H121ZM125 101H127V98L125 99ZM125 101H122V104H121V105H123V104L125 103ZM129 101L131 102L132 100L130 99ZM133 101H135V99H134ZM137 101H138V100H137ZM140 101H141V100H140ZM145 101H146V100H145ZM159 101H161V99H160ZM162 101H163V99H162ZM3 102H4V101H3ZM22 102H23V103H22ZM41 102H42V101H41ZM47 102H51V101H49V99H48ZM82 102H81V103H82ZM84 102H83L82 106H85L86 109L90 110V107L86 105V104H87L86 102H88V101L85 102L86 104H85ZM117 102H118V98H117ZM123 102H124V103H123ZM130 102H129V104H130ZM142 102H144V101H142ZM149 102L147 101V106H150V107H151L150 104L148 105ZM5 103H6V101H5ZM15 103H14V106L11 105V109H12V107H17V106L15 105ZM37 103H38V102H37ZM37 103H36V104H37ZM52 103H53V102H52ZM52 103H50V104H48V105H51ZM61 103L63 104V102H61ZM66 103H68V102H66ZM71 103H75V102H71ZM120 103H121V102L119 101V103H118L119 105H118V104H117V105L120 106ZM137 103H138V102H136V106L138 107V104H137ZM139 103H140V102H139ZM6 104H7V103H6ZM8 104H7V105H8ZM36 104H34V106L37 107ZM78 104L80 105V103H78ZM84 104H85V105H84ZM98 104H99V102H98ZM100 104H101V103H100ZM100 104H99V105H100ZM115 104H116V103H115ZM126 104H127V102H126ZM133 104H134V102H133ZM157 104H156V106H157ZM70 105H71V104H70ZM72 105H73V104H72ZM74 105H75V104H74ZM117 105H116V106H117ZM131 105H132V104H131ZM142 105H143V104H142ZM162 105L164 106V103H162L159 107L157 106L158 109H156V110L161 111L160 108L163 107ZM9 106H10V105H9ZM9 106H8V107H9ZM43 106H45V105H43ZM61 106H62V105H61ZM63 106H64V105H63ZM68 106H69V105H68ZM111 106H112V105H111ZM111 106H110V107H111ZM113 106H114V105H113ZM116 106H115V109L112 107V108H113L112 110H118V108H121V106H120V107H116ZM127 106H128V105H127ZM127 106H126V105H125V107L122 106V108L125 110V108H126ZM140 106H141V105H140ZM147 106H146V102H145V107H147ZM46 107H47V106H46ZM51 107H53V106L51 105V106H50V109H51ZM145 107H144V105H143V106H141L140 108H145ZM116 108H117V109H116ZM140 108H139V109H140ZM148 108H149V107H148ZM11 109H10V110H11ZM34 109H36V108H34ZM110 109H111V108H110ZM128 109H129V108L127 107V111H128ZM130 109H133V108L130 107ZM130 109H129V110H130ZM139 109L134 108V111H131V113L133 112V114L136 115V114H138ZM151 109H152V108H151ZM153 109H154V108H153ZM153 109H152V110H153ZM1 110H0V111H1ZM6 110H7V112H6ZM36 110H37V109H36ZM44 110H45V108H44ZM135 110L138 111V112H135ZM149 110H150V109H149ZM12 111H13V109H12ZM110 111H111V110H110ZM119 111H120V110H119ZM127 111H126V112H127ZM144 111H147V110L145 109ZM5 112H6V113H5ZM33 112H34V110H33ZM112 112L115 113L116 111H112ZM122 112H125V111H121L120 113H122ZM134 112H135V113H134ZM147 112H148V111H147ZM11 113H12V112H11ZM13 113H14V112H13ZM117 113H118V112H117ZM139 113H142V114H143V112H142L141 110H140ZM26 114H27V116H29V117H27V119L24 118ZM29 114H30V113H29ZM34 114H35V113H34ZM115 114H116V113H115ZM129 114H130V113H129ZM129 114L126 113V116L130 117L131 114H130V115H129ZM147 114H148V113H147ZM30 115H32V113H31ZM36 115H37V114H36ZM36 115H35V117H36ZM116 115H118V114H116ZM116 115H115V116H116ZM121 115H123V114H121ZM139 115H141V114H139ZM33 116H34V115H33ZM119 116H120V115H119ZM119 116H117V117H119ZM124 116H125V115H124ZM124 116H123V117H124ZM132 116H133V115H132ZM132 116H131V117H132ZM142 116H143V115H142ZM120 117H121V116H120ZM133 117H135V116H133ZM136 117H137V115H136ZM136 117H135V118H136ZM140 117H141V116H140ZM140 117H139V118L137 117L138 120H139V119H143L142 117H141V118H140ZM0 118H1V116H0ZM33 118H34V117H33ZM33 118H32V119H33ZM126 118H127V117H126ZM135 118H133V119H135ZM2 119H3V118H2ZM4 119H3V120H4ZM25 119H26V120H25ZM30 119H31V118H30ZM32 119H31V120H32ZM34 119H35V118H34ZM24 120H25V121H24ZM143 120H144V119H143ZM27 121H28V120H27ZM128 121H129V120H128ZM135 121H136V119H135ZM0 122H2V123H0L2 126L5 125V123H4L5 120H4V121H0ZM135 123H136V122H135ZM135 123H134V124H135ZM138 123H139V122H138ZM7 125H8V124H7ZM2 133H4V132H2ZM69 133H70V132H69ZM67 135H68V134H67ZM48 136H49V135H48ZM22 137H26V140H25L26 142L23 141L25 138H22ZM35 137H36V136H35ZM40 139H41V138H40ZM20 140H22V141H20ZM51 141H52V140H51ZM49 142H50V141H49ZM38 143H39V142H38ZM51 143H52V142H51ZM51 143H49V145H50ZM54 143H55V142H54ZM54 143H52V144H54ZM113 144H114V143H113ZM25 146H24V147H25ZM44 146H45V144H44ZM22 148H21V149H22ZM25 148H26V147H25ZM27 148H26V149H27ZM12 149H13V150H12ZM22 150H24V149H22ZM22 150H21V151H22ZM45 150H46V149H45ZM26 151H27V150H26ZM28 152H29V150H28ZM14 153L20 155V149H19L18 153H17L16 151H15ZM25 155H24V156H25ZM16 156H17V155H16ZM20 156H23V153H22ZM18 157H19V156H18ZM23 158H25V157H23ZM261 158H262V156H261ZM17 160H19V158H17ZM238 164H239V167L241 168V170H238V171H240L241 173H243V172H245V171H244L245 169L253 168V167H256V166H260L262 163H261V160H259L257 163H256V162L253 163V162H251V161H246V162H238ZM19 166H20V165H19ZM26 166H27V165H26ZM18 171H19V170H17V172H18ZM17 172H15V173L17 174ZM18 174H19V172H18ZM18 174H17V175H18ZM250 177H251V176H250ZM253 177H254V176H253ZM251 178H252V177H251ZM251 178H250V179H251ZM254 178H255V177H254ZM221 186H222V185H221ZM224 187H225V186H224ZM259 188H260V186H259ZM250 193H251V192H250ZM232 195H233V194H232ZM263 195H264V194H263ZM263 195H262V196H263ZM249 196H250V194H249ZM253 196L255 197V195H253ZM254 197H253V198H254ZM254 199H255V198H254ZM258 199H259V198H258ZM256 200H257V199H256ZM210 201H211V200H210ZM254 202H255V201H254ZM254 202H253V203H254ZM260 202H261V201H260ZM255 203H256V202H255ZM257 203L259 204V202H257ZM248 206H249V205H248ZM250 206H251V205H250ZM253 206H254V204H253ZM255 206H257V205H255ZM258 206L260 207L261 205H258ZM258 206H257V208L254 207L257 211H259V210H258ZM194 207H195V206H194ZM184 208H185V207H184ZM204 208H205V207H204ZM181 209H182V208H181ZM192 209H193V208H192ZM252 209H253V207L251 208V210H252ZM259 209H260V208H259ZM196 210H197V209H196ZM251 210H250V211H251ZM227 211H228V209H227ZM260 211H261V209H260ZM184 212H185V211H184ZM201 212H202V211L199 210V213H201ZM203 212H204V211H203ZM229 212H230V211H229ZM255 212H256V211H255ZM251 213H252V212H251ZM253 213H254V210H253ZM253 213H252V214H253ZM185 214H187V213L185 212ZM189 214H192V213L190 212ZM249 214H250V213H249ZM255 214H256V213H255ZM192 215H193V214H192ZM250 216H251V215H248V217H250ZM239 217H240V216H239ZM239 217H236V218H238V219H237L238 221H239ZM191 218H192V217H191ZM257 218H258V217H257ZM261 218H262V217H261ZM212 219H213V218H212ZM212 219H211V221H213V220L215 221V218H214L213 220H212ZM218 219H219V218H218ZM218 219L216 218V220H218ZM205 220H206V219H205ZM205 220H204V221H205ZM220 220H221V222H222V219H219V221H220ZM257 220H260V221H261L262 219H257ZM257 220H256V222H258ZM207 221H208V220H207ZM227 221H232V220L229 219V220H227ZM241 221H243V220H241ZM247 221H248V220H247ZM221 222H219V227H220V223H221ZM245 222H246V221H245ZM245 222H244V223H245ZM262 222H263V221H262ZM262 222H260V224H261ZM178 223H179V222H178ZM214 223H215V222H214ZM216 223H217V222H216ZM226 223H227V222H226ZM240 223H241V222H240ZM249 223H250V222H248V226H249ZM254 223H255V221L253 220V223H252V224H254ZM217 224H218V223H217ZM221 224H222V223H221ZM227 224H228V223H227ZM227 224L224 223V225H227ZM233 224H234V223H233ZM233 224H232V226H233ZM258 224H259V222L257 223V225H256V224H255V225L258 226L259 228H261V225H260V224L258 225ZM263 224H264V223H263ZM263 224H262V225H263ZM212 225H213V224H212ZM222 225H223V224H222ZM224 225H223V228H224ZM229 225H231V224H229ZM241 225H243V224L241 223L240 226H241ZM250 225H251V224H250ZM214 226H215V225H214ZM251 226H252V225H251ZM251 226H250V227H251ZM216 227H217V225H216ZM244 227H245V226H244ZM244 227H242V230H243ZM252 227H253V226H252ZM254 227H255V226H254ZM204 228H205V227H204ZM207 228H208V226H207ZM207 228H206V229H207ZM227 228H229V227H227ZM230 228H231V227H230ZM237 228H238V227H237ZM259 228H258V230H260ZM191 229H192V228H191ZM191 229H190V230H191ZM199 229H200V227H199ZM212 229H213V228H212ZM217 229H218V228H217ZM232 229H234V227H233ZM214 230H215V229H214ZM218 230H220V229H218ZM223 230H224V229H223ZM228 230H229V229H228ZM228 230H227V231H228ZM239 230H240V229H239ZM242 230H241V231H242ZM251 230H252V229H251ZM251 230H250L249 232H251ZM262 230H263V232H264V229H263V228H262ZM208 231L210 232V231H212V230L209 229ZM208 231H207V232H208ZM220 231H221V230H220ZM232 231L235 232V230H232ZM232 231L230 230V232H227V233L230 235ZM237 231H238V230L236 229V232H237ZM246 231H247V230H246ZM260 231H261V230H260ZM207 232H206V233H207ZM216 232H218V231L216 230ZM222 232H223V231H222ZM222 232H220V233H222ZM224 232H226V231H224ZM236 232H235V233H236ZM239 232H240V231H239ZM239 232H238V233H239ZM244 232H245V230H244ZM247 232H248V231H247ZM247 232H246V233H247ZM252 232H253V230H252ZM190 233H192V231H191ZM227 233H226V234H227ZM241 233H242V232H241ZM253 233L256 234L255 230H254ZM258 233H259V232H258ZM258 233H257V234H258ZM192 234H193V233H192ZM200 234H202V233H200ZM213 234H214V232H213L211 235H213ZM223 234H225V233H223ZM228 234H227V235H228ZM244 234H245V233H244ZM244 234H242V235H244ZM251 234H252V233H251ZM251 234H249V235H250V238H251ZM255 234H252V236H254ZM206 235H207V234H206ZM229 235H228V236H229ZM203 236H204V235L202 234V236L200 235L199 237H203ZM207 236H210V235H207ZM222 236H223V235H222ZM238 236H239V235H238ZM255 236H257V235H255ZM255 236H254V237H255ZM259 236H260V234H259ZM262 236H264V234H263ZM180 237H181V236H180ZM199 237H198V239H199ZM204 237H205V236H204ZM204 237L201 238V240L206 239V238H204ZM214 237H215V236H214ZM214 237H213L212 239H215ZM217 237H218V236H217ZM219 237H220V236H219ZM229 237H230V236H229ZM236 237H237V233H236ZM241 237H242V236H241ZM246 237H248V236L246 235ZM246 237H244V238H246ZM190 238H191V236H190ZM208 238L210 239V237H208ZM238 238L240 239V237H238ZM244 238H242V240H244ZM261 238H262L261 241H263V237H261ZM261 238H260V239H261ZM171 239H172V238H171ZM184 239H185V237H184ZM188 239H189V237H188ZM216 239H218V238H216ZM216 239H215V240H216ZM230 239H231V238H230ZM248 239H249V237H248ZM177 240H178V239H177ZM177 240H176V243H177ZM179 240H180V239H179ZM195 240H196V238H195ZM195 240H194V241H195ZM206 240H207V239H206ZM222 240L224 241L223 238H222ZM228 240H229V239H228ZM233 240L235 241V237H234ZM253 240H256V239L253 238ZM258 240H259V239H258ZM183 241H184V240H183ZM207 241H208V240H207ZM207 241H205V242L208 243ZM218 241H219V239L216 241V243H217ZM236 241H237V240H236ZM245 241H246V239H245ZM247 241H248V240H247ZM247 241H246V242H247ZM259 241H260V240H259ZM170 242H172V241H170ZM170 242H169V243H170ZM184 242H185V241H184ZM192 242H193V241H192ZM192 242H189V243L191 244ZM199 242H200V241H199ZM205 242H204V244H206ZM228 242H229V241H228ZM240 242H244V241H241V240H240ZM254 242H255V241H254ZM256 242H258V241L256 240ZM172 243H174V242H172ZM176 243H175V244H176ZM179 243H180V242H179ZM193 243H195V242H193ZM211 243H213V242H210V244H211ZM218 243H222V241H221V242H218ZM218 243H217V244H218ZM223 243H226V242H223ZM235 243H236V242H235ZM247 243H249V242H247ZM260 243H261V242H260ZM262 243H264V241H263ZM167 244H168V243H167ZM167 244H166V245H167ZM182 244H183V243H182ZM195 244H196V243H195ZM197 244H199V243H197ZM200 244H201V243H200ZM204 244H201V245H204ZM214 244H215V241H214ZM243 244H246V243H243ZM163 245L166 246V245H165V242H164ZM169 245H170V244H169ZM169 245H168V246H169ZM176 245H177V244H176ZM176 245H175V246H176ZM206 245L208 246L209 244H206ZM215 245H216V244H215ZM215 245H214V246H215ZM225 245H226V244H225ZM231 245H233V244H231ZM240 245H241V244H239V243L237 242V246H239V247L241 248L242 245H241V246H240ZM248 245H249V244H248ZM254 245H255V243H254ZM258 245H259V243H258ZM262 245H264V244H262ZM179 246H181V244H180ZM210 246H212V244L209 245V247H210ZM214 246H213V247H214ZM222 246H223V245H222ZM226 246H227V245H226ZM234 246H236V244H235ZM250 246H253V245L250 244ZM259 246H260V245H259ZM169 247H170V246H169ZM176 247H177V246H176ZM182 247H183V246H182ZM184 247H185V246H184ZM184 247H183V249H184ZM204 247L207 248L206 246H204ZM216 247H217V246H216ZM220 247H221V246H220ZM248 247H249V246H248ZM248 247H247L246 249H248ZM255 247H257V246H256V245L253 246V250H254V251H255ZM262 247H263V246H262ZM166 248H167V247H166ZM166 248H165V249H166ZM174 248H175V247H174ZM199 248H200V247H198V249H199ZM201 248H203V246H202ZM218 248H219V246H218ZM226 248H227V247H226ZM230 248H231V247H228L227 249H230ZM244 248H245V245H244ZM249 248H250V247H249ZM257 248H258V247H257ZM167 249H169V248H167ZM181 249H182V248H181ZM181 249H180V250H181ZM192 249H193V248H192ZM192 249H190V250H192ZM194 249H195V248H194ZM208 249H209V248H208ZM210 249L214 250V249L211 248V247H210ZM219 249H221V248H219ZM241 249H242V251H243V248H241ZM251 249H252V247H251ZM251 249H249V250H251ZM259 249H260V248H259ZM169 250H170V249H169ZM172 250H173V249H172ZM174 250H175V249H174ZM177 250H178V247H177ZM206 250H207V249H206ZM206 250H205V251H206ZM224 250H225V249H224ZM224 250H222V251H224ZM238 250H239V249H238ZM238 250H237V251H238ZM244 250H245V249H244ZM170 251H171V250H170ZM170 251H169V252H170ZM184 251H185V250H184ZM195 251H196V250H195ZM199 251H200V250H199ZM201 251H203V250H201ZM201 251H200V252H201ZM210 251H211V250H209V252H210ZM226 251H227V250H226ZM226 251H225V252H226ZM231 251H233V250H231ZM245 251H246V250H245ZM257 251H258V250H257ZM261 251H262V253L264 252V251H263V248L261 249ZM171 252H174V251H171ZM171 252H170V253H171ZM175 252H176V251H175ZM178 252L181 253L179 250H178ZM193 252H194V251H193ZM227 252H229V251H227ZM235 252H236V251H235ZM247 252H249V251H247ZM247 252H245L244 254L242 253V255L246 256L245 254H246ZM251 252H252V251H251ZM190 253H191V252H190ZM214 253L216 254L217 251H215ZM240 253H241V251H240ZM175 254H176V253H175ZM175 254H174V255H175ZM182 254H183V253H182ZM182 254H179V255L181 256ZM185 254H186V253H184V255H185ZM238 254H239V253H238ZM250 254H251V253H250ZM171 255H172V253H171ZM174 255H172V256L174 257ZM213 255H214V254H213ZM218 255H219V254H218ZM228 255L230 256V252H229ZM248 255H249V253H248ZM252 255H253V253H252ZM254 255H255V254H254ZM259 255H260V257L264 256V255L261 256V254H259V252H258L257 256H259ZM176 256L179 257L178 254H177ZM185 256H186V255H185ZM185 256H184V257H185ZM233 256H234V255H233ZM236 256H237V255H236ZM238 256H239V255H238ZM238 256L236 257V259L239 258ZM255 256H256V255H255ZM257 256H256V257H257ZM226 257L228 258L227 253H226ZM231 257H232V254H231ZM231 257H230V258H231ZM252 257H253V256H252ZM187 258H188V257H187ZM211 258H212V257H211ZM211 258H210V260H211ZM213 258H214V256H213ZM233 258H234V257H233ZM233 258H232V259H233ZM240 258H241V255H240ZM250 258H251V255H250ZM250 258H249V259H250ZM224 259H226L225 256H224ZM232 259H231V260H232ZM236 259H235V260H236ZM242 259H244V258H242ZM246 259H247V258H246ZM246 259H245V260H246ZM261 259L264 260L263 257H262ZM185 260H187L186 257H185ZM212 260H213V259H212ZM245 260H244V261H245ZM251 260H254V262L257 261L256 259H251ZM227 261H228V260H227ZM240 261H241V260H240ZM259 261H260V260H259ZM259 261H257V263H258ZM146 262H147V264H148V261H146ZM190 262H191V261H190ZM238 262H239V261H238ZM242 262H243V261H242ZM247 262H248V260H247ZM252 262H253V261H252ZM143 263H145V262H143ZM150 263H151V262H150ZM150 263H149V264H150ZM232 263H233V260H232ZM234 263H235V262H234ZM244 263H245V262H244ZM263 263H264V262H263ZM145 264H146V263H145ZM188 264H189V260H188ZM191 264H192V263H191ZM221 264H222V263H221ZM224 264H227V263H224ZM238 264H240V263H238ZM242 264H243V263H242ZM245 264H246V263H245ZM249 264H250V263H249ZM254 264H255V263H254ZM261 264H262V263H261Z\"/></svg>",
    "mask_w": 264,
    "mask_h": 264
}]
</instances>
